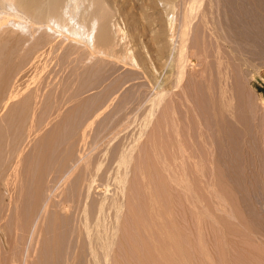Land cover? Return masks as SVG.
Returning <instances> with one entry per match:
<instances>
[{
  "label": "bare ground",
  "instance_id": "bare-ground-1",
  "mask_svg": "<svg viewBox=\"0 0 264 264\" xmlns=\"http://www.w3.org/2000/svg\"><path fill=\"white\" fill-rule=\"evenodd\" d=\"M202 1L203 0H0V264H38V263H40L43 260V258L40 257L42 255L39 254V256H36V255H38L39 251L42 250V249H40L41 245L39 244L40 239L48 240V238L49 239L51 238V237H49L50 235L54 236L53 241H50V242L52 243V245H55V247H53V248H57V251H58L59 247L61 248V246L63 245L62 243H64L65 241H67L68 243L71 242L72 239L75 237L71 236L70 240L69 239L66 240L65 235H63L64 238H62V239H65V241H64V240H60V238H61L60 235H62V234H60V235H58V237H59L58 239L62 245L56 247V243L58 242V240H57V236H55V231L57 232V228H59L57 226H59L61 223V222H59L61 220L60 218L62 216L64 217V216H68V215L73 216V218L75 219V220H73V223L76 222V225H74V227L70 226L74 229L68 228L69 234L71 235V233L73 232L72 231L70 233V230H76V234H77V236H76V234H74L76 236V239H73V240H76L77 243H75V241L72 242V243H74L73 245L76 244V246L73 247V245L70 243L71 244L70 247L74 248V251L72 253L73 249L71 248V252L68 253L69 254V259L67 258L68 264L78 263V261H76L78 259H79V262H81V263L84 262V260H85L86 261L85 264H100V263H102V261L103 262L108 261V257H109L108 254H110L109 252H111L109 247H111V245H113L114 239H117V242L119 241L118 242L119 244L123 243L126 245L125 242H128L126 247L129 245L131 247L133 245L135 248L137 246L135 249H136V251H138V250H140V247H138V245L140 246L139 242L144 244L143 243L144 241H140V238H142V237L144 238V240H146L148 238L147 241L149 243L148 246H144V245L141 246L144 249H146L151 244H153V246L151 245L152 247H150V250L153 248L152 249L153 251L152 250L150 251L149 248H147L146 251H148L149 253L146 251L143 252L144 253L143 256L145 259L142 262H145V260H146L147 263H149V261H151V262L154 261V262L159 263V264L160 263L161 264H176V262H177L176 260H179V258L181 257L180 254L183 253L181 251L182 248H179V247H181L183 242H186L185 243L186 247L187 246L190 247L194 244V242H196L197 240L199 241V239L201 237L202 238L200 239V241L204 239L203 238L204 235H202V234L206 231H205V229H202L203 225H200V224L197 225L195 221L197 220L198 223L200 222L202 224L201 221L205 220V215L209 216L210 218L213 217L212 219H214L215 215L214 216L212 215V217L210 216L212 214V212H211L212 210L213 211L215 210V212L218 211L214 214H216L217 217L219 216V218H221L219 220V218L215 217V218H217V220H219V222L221 220H222V222L224 220L228 221V219H229V221H232L233 218H235L237 220L236 221L234 219L233 222L236 221L235 223H233V222L231 223L229 221L228 222L224 221V223H226V222L228 223V224L226 223V226L228 225V227L230 226V228L227 227L228 229L227 228L226 229L228 231H229V229H231L229 233L231 236H234V238H235V239H231V241L233 240L231 243V246L233 245L232 246L233 248L230 247V249L232 248V250L234 251V256L232 254H230L233 257V259H231V260H234V258L238 260V258H240V257H237L239 250L241 248L247 246V244L251 241V239H248L250 241L246 242L244 239V236L246 235V233H248V232H246V230L249 231V229L247 227L248 226L250 227V225L253 222L252 223L248 222V224L250 223L249 225L247 224V222L246 223L244 222L245 224L242 223V220L239 217V215L242 217L246 212L245 213L243 212L244 214L241 213V214H243V215H241L239 212L240 211L239 208H237L238 205L236 206V203H234V202H237V204H238L239 201H236V200L240 199V197L237 199L235 198V201L231 198L232 201L230 200V202H227V201H229L230 196H232V195L229 194L230 196L227 197V201H226L224 196H227V195L220 193L221 192V191H219V190H221L220 188L218 190V187H221V186H218L220 184V182L218 184V182L216 180H218L219 178L215 180L214 177L216 178V176L218 175V176H221L223 179V177L226 176L225 174H221V172L224 173L225 169L229 168L228 165H231V164H228V162H227L230 160V158H231L230 163H232V164H233L232 161L236 160L235 159L236 157L234 158V160L232 158H233L235 150L238 151L236 149V146H237L238 140H240L239 143L242 146V148H240V150L242 149V151L244 150L245 154L250 155V156L246 155L247 159L249 157L251 158V156L253 158V159L251 158L253 160V164H252L253 167H252V165L249 166V164H251V162L250 163L246 162V161L245 162L249 163L248 164V166L250 167L249 169H251V171H252V173H251L250 170H247V172H250V175L251 174L253 175V176H251V179H252V177L253 178L255 177L253 180L249 179V182L254 186V188H252V190L255 189L254 191L257 192V195L255 194V198H253L254 196H252L250 194L251 192L249 193V195L253 199H256L257 203L261 204V201L264 199V197H263L264 195L261 196L263 194L262 192L264 191L261 189V186L264 185V183H263L264 182V180H263V177H264V117L262 119V116H264V115H262V113L264 114V97L260 99L259 104H256L257 106L259 105L258 108L256 109L257 112H254L253 109L252 110L249 109V108H252V105L255 104V102H253L252 105L249 106V101H248L249 99L248 98H251V97H249L248 95H247L248 98L245 100V102L248 101L246 103L248 105L246 107L244 106L245 103L243 105H240L244 101V100L242 101V96H241L242 93H239V92H242V89L240 86V85H242V83H240V81H242V79L245 78L244 77L245 75L243 73H241L242 76L240 74V78H239V77H237V75L239 76V74L237 72L240 73L241 72V68H240L241 65L246 64V63L241 62L242 64L241 63L239 64L240 67L237 65L238 69L235 67L236 64H238V63L234 64V62L236 61L235 59H237V56L235 58V53H236L235 51L238 49L239 43L241 41L244 42V40L239 39L240 42L237 41L238 43H235V41L239 38V35H238V38L235 40L234 37H237V36L234 34V32H237L238 29L239 30L242 29L241 25H240L241 28L238 26L239 24H242V23H239L238 25L235 24L238 26V29H237V31H234V29H236L237 26H236V28L229 27V28L225 29V27H223L225 20H223L221 22L223 25L222 29H225L226 31L223 30L225 33H223L221 30L219 31L218 30V28L220 27L219 21H217L219 18L217 19L216 16L222 14L223 10H226V7H225V9L223 8V10L221 9V11H222V13H221V11L219 10L220 8L217 9V8H215L216 6L213 7V0H207L203 9L200 10L201 5H202ZM254 1L255 0H253V3H254ZM260 2H261V0H260ZM251 3H252V1H251ZM255 3H258V1H255ZM255 3H254V5H255ZM233 5L236 6V4H233ZM233 5H231L232 7H229V9H227V11H228L227 16H229V20H231V22H233L235 20L234 19L235 12L237 11L236 13H239V11L237 10L238 5L236 7L237 9H235ZM258 6H260V5H257V8L259 9L258 10L259 14H261V12L264 9L262 6H260V8ZM220 7H222V6H220ZM214 8L216 9V11L217 10L220 11L219 12L220 14L216 13V14H218V15H215L216 18L212 17V14H215V13H213L215 11ZM260 9L262 10L261 12H260ZM199 10H200V14H199L200 19L198 21V25L196 26L195 31L192 34V36H190V33L192 31V23L196 19ZM255 10H254L253 14L257 15V13H255ZM246 11H244V12H246ZM225 14H226V12H225ZM225 14H222L223 16L221 15L222 19L225 18L224 17ZM248 14H247V16H248ZM253 14H249L248 20H250L251 15L254 16ZM261 15H259V16L257 15V16L260 17ZM237 16L239 17V15H237ZM238 17H237V19H238ZM245 17H246V15H245ZM221 18H220V21H221ZM213 19L216 22H214ZM215 19H217V20H215ZM240 19H242V18H240ZM240 19H238V20H240ZM246 19H247V17H246ZM254 19H252V21ZM256 19H257V17H256ZM242 20L244 21V18ZM226 21H227V19H226ZM256 21H258V19ZM217 22H218V24L216 25ZM244 22H243V24L246 25V22L245 23ZM253 22H255V21H253ZM236 23H238V22L236 21ZM255 23H257L256 25H259L258 22H255ZM254 24H252V25H254ZM247 25H248V21H247ZM256 25H254V26L256 27ZM217 26H219V27H217ZM244 26H243V29H245ZM249 26L251 28L254 27L251 25H249ZM261 26H262V24L260 25V28H261ZM251 28L249 31H253V32L256 31V29H254L255 30L254 31L253 28H252V30H251ZM261 29H262L261 31L263 32V30H264L263 26ZM198 30H200L202 33H204L202 40L198 39L199 38L198 37L199 36ZM242 30H240V31H242ZM257 31L259 32V36L261 35V37H263L262 34L260 33L261 31H259V30H257ZM242 32H240V33H242ZM258 32H256V33H258ZM263 34H264V32H263ZM242 36H240V37H242ZM254 36H256V35H254ZM245 38H247V37H245ZM248 38H250V36H248ZM247 40H249V39H247ZM210 41L215 42V43L214 42L213 43L216 44V46H215L216 49L214 48V45H213V47H211L212 44H210L207 47H206V45H204V42L209 43ZM201 43H202V45H201ZM235 44L236 45L238 44V46L235 47L234 46ZM234 47L237 49L235 50ZM239 47H241V46H239ZM208 48H210V49H208ZM211 48H214L215 50L214 49L212 50ZM237 51H240V50H237ZM244 52H245V50H244ZM240 53L241 52H239V55H240ZM241 54H242V56H244L243 54H245V53L242 52ZM236 55H238V54H236ZM240 58H241V56H240ZM256 58H258V57H256ZM212 59H214V60H212ZM238 59H239V57H238ZM244 59H245V56H244ZM240 60H238V62H240ZM246 60H248V59H246ZM211 61H214L215 66L212 64ZM249 61H246L248 63V64H246V66L250 65ZM251 64L254 65L253 62ZM106 65H107V67L110 66V67H108V69L109 68L110 69L105 73L103 72V74H102L103 77L101 75L100 76L98 75L99 76L98 78H101V81L97 84L92 83L91 80L97 74V72H98L97 69L102 66L101 68L103 69V71H105ZM103 66H104V68H103ZM243 66H242V68H243ZM250 66H252V65H250ZM119 68L129 69L130 70L129 73L130 74L133 73L132 77L130 74H128V75H130L129 79L131 78L130 80H133L132 83L141 82V84L140 83L139 84L141 86L146 87V89L142 88V90L145 89L147 91V89H148L149 93H151L150 95L153 94V96H151L153 98V100H151L152 99L151 97H150L151 99L147 100V102H149V100H151V103L149 102V106H148L147 111H146V107H145L144 110L146 112L144 113V115H143V113L142 114L140 113L142 115L143 119L142 118L140 119V121H142V122H138L141 125V127H138V128H140L139 132H138V130H137L138 128L136 126L137 129L134 128V130H136V131H134L132 129V131H134L133 132L134 136H133L132 131L130 129H128V128H130L131 124L130 125H129V123L126 124L130 118L132 119V117L135 118L132 122L136 121V115L138 114V111L133 112V113L130 112V113L126 114V116H124L123 121H121V125H120V123H119V125H117L118 122H120V121L116 120L117 118L115 119V117L117 114L120 115V113H116L117 110L114 111V114L116 113L115 115L112 113L114 110V109H112L113 106L115 107L117 105L115 104V101H114V105H113L112 101L114 99L108 100L106 103H104L102 106H100L98 109H96L93 113H91L88 116V119H89L88 120L89 121L88 126L85 130L80 132L79 139L75 142L76 145H74L76 148H74L73 145L71 146V148L73 147L74 149H76V151L74 149H71V150H74L73 152H75V154L73 152H71L70 150L67 151V152L73 153L74 155H76V152H77L78 157L74 156L72 154L74 157H77V158H75L76 160L74 159V157L72 158L73 160L68 159L67 164L65 163V165H64L62 163L63 166L60 165L62 167H60V166H58L56 168L53 167L54 170L52 168H49L50 170L49 169H43L41 171L39 170L40 174H38V175H40L39 176L40 179H43V176H45L44 174H47V175H46V177H44L45 178L44 180H39V178H38L39 183H38V180L34 179L38 183V185L36 182H35L36 184L32 185L33 180L31 181V179H30V178H32V177H30L31 176L30 173L33 172V171H31L32 168L29 166V164H28V166L30 168H27V167H25V169L23 168V165H26L23 163H24V161L26 162V160H24V159H25V154H27V151H29V149L31 150V152H32V149L35 151V150H37L36 147L41 146L42 142L45 139L44 134L47 132L46 130H48V127L52 128L53 131L56 132L55 129L57 131L59 130L60 126L58 127V124H60V122L70 120V119H72V116H76L77 114H75V113H77V112L75 110H78V106H79V108L83 107V106H81L83 103H84V105L86 104L85 100L87 101V99L89 98L88 95H90V97H91L93 95L92 93H94V92L95 93L96 92L100 93V91H102L103 93H104V91L106 92V90L109 89L108 87H107L108 89L105 88L107 86L106 85L107 80L110 77H113V75H114L113 78H115L116 77L115 72H116V70H119ZM239 68H240V71H239ZM102 69L99 71V74L102 73ZM122 70L120 69L119 71L121 72ZM234 70H235V72L236 71L237 72L235 73ZM245 70H247V69H245ZM119 71H118V73H119ZM125 71H127V70H125ZM248 72H249V70H248ZM122 73L123 72H121L120 75ZM116 74H117V72H116ZM235 74H237L236 75L237 79H241V80H239L238 82L232 83L231 81L232 80L235 81V79H236V77L233 79V76H235ZM248 74L251 75L250 73H248ZM118 76H119V74L117 75V77ZM248 80H250V79H248ZM110 81H112V80L110 79ZM113 81H114V79H113ZM237 83L240 84V85H238L240 88H237L238 91H237V89H234V88L238 87V86H236ZM246 83H248L247 80H246L245 84ZM78 84H82L81 89L77 90L78 93L76 95L70 97L69 94L67 93V91L76 87ZM233 85H234V87H233ZM109 86H111V83L109 84ZM134 86L138 87L137 90H139V86H137L136 84H134ZM141 86H140V90H141ZM235 90L238 93H236ZM148 91L146 93H148ZM246 92H248V90ZM236 94H238V95L240 94L241 98H238V99H240L242 102H240L238 99H236L238 101H236V103H235L234 98H235ZM154 95H156V96H154ZM238 95H236V96H238ZM240 96H238V97H240ZM243 99H245V98H243ZM237 102H240V103L238 104ZM111 103L113 105L112 107L110 106ZM235 104H238L241 107H245V109L249 106L247 110H249V111L251 110L250 112L248 111L250 113V115H251L252 111L255 113L254 116L253 115H251V116L254 119H256L257 122H254V125L252 123H250L253 121V119H251L252 121L247 122L248 120H250L248 118H252V117H249V114H248V118L245 117L247 115V113H246V115L244 116L245 110H243V115H242V111L239 110V108H238L239 106L237 107V109H235L236 108ZM250 104H251V101H250ZM133 106L136 107V105H134V104H133ZM108 107H110L112 109V112L110 110V112L112 114H109L110 112L107 113ZM123 107L126 108V105H124ZM130 108H132V107H130ZM253 108H254V106H253ZM255 108H254V110H255ZM106 110H107V112H106ZM134 110H135V108H134ZM237 110H239V112L240 111L241 112L239 113ZM158 111L161 112V116L159 115L160 117L158 116V114H160V113H158ZM105 112H106V114H109V116L111 115L110 116L112 118L111 120L115 119V122L117 121L115 126H117L118 128L115 129V127L113 126L114 128L111 127V130H110V126H109V130H110L109 131V130H106V128H108V126H106V128L103 129L105 127L104 126L101 130L109 131L106 134L107 137L104 134L105 132L103 133L105 135L104 137H106V138L111 137V140H112L113 139L112 134L114 132L116 133V131L120 128L121 129L118 130V132L116 134L114 133L115 134L114 138L117 137V135H120L121 132H122L121 133L122 135H124L123 133H125V135H126L128 133L126 129L131 131V135H132V136L130 135L131 137L136 138L139 136L140 138L138 137V140L139 139L141 140V137H146V136L149 137V138L148 137L143 138V140L144 139L147 140V138H148V142H149V143L145 142V144H149V145L145 146V144H144L143 145L144 147L142 146V149L144 148V151L142 150L143 153L145 152L146 147H147V149H149V152H147L148 150L146 149L147 154L145 155V157H143V155L146 152L143 154L142 151L139 153L136 150L138 148V145H139V144H137V142H136V144H134L135 143L134 140H136V139L133 138V144L131 143L132 142V141H130L131 137L128 136L130 134V132L127 135V137H129L128 138L129 140L128 139L126 140V138H125L126 136L121 137V138H125L124 140L129 142V145L131 143V145L129 147H125L126 145L128 146V143L126 142V143H124L125 144L124 145L122 143L124 140L121 142L124 145V147L122 146V144H119V146L121 145L120 149L123 147L122 150L124 153H122V155L120 156L121 151H120V149L117 150V151H120V152H118V153H120L118 155V156H120L119 157L120 162L118 161L119 163L117 164L118 166L116 165L117 167H115V166H114L115 168L112 167V168H114V171L113 170H110L111 172L108 171L109 177L110 178L112 177V180H115L113 183H115L117 181L119 184H125V185L127 184L126 185V187H127L129 184V180L132 177V176L130 177L129 174L132 173L131 175H134V176L137 174L134 172V170L136 168H134L133 172L130 170V167L132 168V165H134L133 167L137 166V169L139 168L138 172H140L139 173L140 177L137 174L138 175L137 179L138 178H140L142 180L143 179H147V180L149 179L151 181L152 180L151 176L153 175V172L157 173L159 176H160V174H162V176L164 175L166 178L165 180H168V182L164 181V182H167L166 184L165 183H163V184L159 183L160 186L163 185L162 186L163 190L161 191L160 190L161 188L159 190L162 193V192H164V188H166L164 186L165 185L168 186V189L166 188L167 191L165 189V191H166V192H164L165 194L162 193L169 198V199L166 198V200L168 202V206H166L167 203L165 202L166 200L163 197L165 200L164 202L166 203L165 206L168 207V209L165 208V210H164V207H165L164 204H162L163 205V207H162L160 201H158V199L163 200L161 198L162 195L160 196L158 194V191H159L158 188L160 186L158 187V185H154V183H155L154 180H152L154 187L149 186V185H152L151 182H150V184H149V182L148 183L144 182L147 180L142 181V180L138 179L139 182L136 180L138 183H136V184L134 182H132V183L135 185L141 183V181H142V183L143 182L146 183V185H147L146 189L144 188L146 186L144 183L143 184L145 186L143 184H140V186H144L143 188L146 191H144L143 188L139 187V189H141L143 191V194H145L142 197H144L146 195L148 196L149 193L152 191V189H155L156 187H158L157 188L158 191L156 193H153V191H152V193L155 196L152 193H150V195L148 196L149 202H147V200H146L147 197H145L146 199L143 198L146 200L148 205H146L147 203H144L145 205L143 204V202H145V200L142 199L143 200L142 201L141 198H139V197L138 198L142 201V207H141L142 210H144V211L146 210L149 214L148 215L146 212V215L148 216L149 219L147 217L145 219L150 220V218H151V220H152L154 218L155 220L158 219V221L161 222L164 218H166L167 220L170 218L168 220L169 222L166 221L168 224L165 222L166 219L163 220V222H161L162 224L164 223L163 225L159 222L156 223L154 221V219H153V222H155L156 224L153 223L152 225H150V223H152V222L147 221L150 226L147 224H142V222L140 223V221H142L144 218L141 220V218L143 216L141 213L142 210L139 211L140 208L136 206L139 204V202L137 201L138 198H136L138 195L136 191H138V193H139V190H137L138 188L135 189L136 190L135 192L132 191L130 194L129 189H126V187H125V189L128 190L127 192H129L130 195L126 194L127 193L126 191H123L120 194H117L116 197H107V196L101 195V194L99 197L95 196L96 198H94V196H92L94 194H91V193L94 192V190L96 189L95 185L98 182V181L96 182V180H97L96 178L98 177L97 175H99V173H102L104 168H106V167L100 163L99 164L96 163V165H94V166L92 165L93 167L90 166V164H93V163L89 162V160H90L91 156L93 155L95 149L97 148V145L98 144L100 145V142H99V140L95 141V139H92V137H91V139L94 140V142L92 143V141H90L91 139L88 140V138H90V136H92V135H90V131L93 130L92 127L94 126L95 122H97L99 117H100V119L103 118L104 116L103 117H101V116L103 114H105ZM119 112H120V109H119ZM127 112H128V110H127ZM142 112H144V111H142ZM236 112H238L239 114H236ZM125 113H126V111H125ZM257 113H258V116H259V113L261 114L262 121H260L261 119H258L260 116L258 117ZM119 115H117V116H119ZM237 115H240V117L244 116L245 117V118L243 117L244 120L248 119L247 121H245V122H247L246 125H248V123H250V125H248V126H253V131L249 132L252 127L249 130L246 127V125H244L245 123L243 125H242V123H239L240 120L236 123V121L238 120V119L236 120ZM120 116H122V115H120ZM106 117H108V115H106ZM139 118H137V119H139ZM211 118L214 119L215 122L214 121L211 122V120H210ZM131 119L129 122H131ZM208 119H209V122H208ZM94 120H95V122H94ZM93 122H94V124H93ZM111 122H113V121H111ZM241 122H244V121L241 120ZM210 123H213V125H211ZM238 124L239 125L241 124L240 126L242 128L246 127L245 128L246 130L244 131V133H242L243 131L241 132V130H240V132H239V130H238V132H237V130H235V127ZM112 128L115 130H112ZM52 129H51V131H52ZM237 129H239V128H237ZM124 130H126V131L124 132ZM162 130L163 131L165 130V132H163ZM53 131L52 132L49 131L50 135L52 133L54 134ZM160 131H162V134ZM235 131L237 133H241V135L243 134V136H240L241 139L238 136L239 134H237V133H236L237 135L235 134ZM102 132L103 131H101V133ZM157 132H159L160 135H163V133H166V135L164 134L163 138H162V136L157 134ZM134 133L136 134V136ZM53 134L51 136H53ZM103 134H101V135H103ZM137 134H139V135L137 136ZM99 135L100 134H98V136ZM144 135H146V136H144ZM46 136L49 137L48 133ZM98 136H96V139L98 138ZM164 136H165V138H164ZM236 136L238 137V139H236ZM102 137L100 138V141L104 138V137L103 138ZM118 137H120V136H118ZM213 137H215V138H213ZM41 138H43L42 141H39L38 139H41ZM114 140H112V141H114ZM36 141H39L38 144L40 142L41 143L39 145H37ZM45 141H47V140H45ZM90 142H91V144H90ZM103 142L105 143V141H103ZM103 142H102V144H103ZM43 143L45 145V142H43ZM94 143H95V145H94ZM141 143H142V140H141L140 144ZM110 144H111V142H109V144H107V145H110ZM108 148H110V147L108 146ZM238 148H239V146H238ZM106 150H107V148H106ZM135 150H136V152H135ZM138 150L139 151L141 150L140 147ZM150 150H152V151H150ZM39 151H41V149H39ZM96 151H97V149H96ZM101 151H102V148H101ZM242 151L241 152L238 151V154L240 153V155H241V153H243ZM134 152L136 155H139V156L142 153L141 158L138 156L135 157V159L140 158L139 161H136V162L132 161L134 159V156H133ZM150 152H152V153L149 154ZM29 153L27 156L30 157V155L32 153L30 155H29ZM36 154H39V152ZM236 154H237V152H236ZM245 154L243 153V156L241 155L242 160H243V157ZM33 155L35 156V153L32 154L31 156H33ZM72 155H70V157ZM39 157H41V159L43 158L42 156H39ZM35 158L37 159V157H35ZM31 159H33V157H31ZM65 159H67V158H64V160ZM237 159H240V160H237V162L242 161L241 157H238ZM249 159H248V161H249ZM251 159H250V161H251ZM28 161H30V160H28ZM63 162H65V161H63ZM66 162H67V160H66ZM131 163H135V164H131ZM207 163H209L211 167H208L209 165L206 166ZM39 164H41V163H39ZM225 164L228 167H223V166H225ZM102 165H103V168H102ZM234 165L236 166V164H234ZM237 165L238 166H236V167L243 168V166L239 165V163ZM245 166H247V165L245 164ZM39 167H40V165H39ZM206 167H208L207 171H206V169H207ZM236 167H235V169H236ZM59 168H61V169H59ZM222 168L224 169V171H222L223 170ZM51 169H52V171H51ZM137 169H136V171H137ZM152 169H154L156 172L153 171ZM209 169H211L213 174H211L212 172ZM57 170L58 171L60 170V171L58 172ZM107 170H109V169H107ZM240 170H242L240 173V175H241L244 172H243V169H240ZM99 171H101V172H99ZM205 171L207 174L206 176H208V178L210 175H211L210 178L212 176H214L213 179L215 180V184H214V182H210V181H209V183H207L208 181L204 180L205 178H207L205 176ZM76 173H78V174H76ZM150 173H152V175L150 176L151 179L148 178ZM214 173L216 176L214 175ZM31 174L33 175V173H31ZM105 174L107 175V171ZM157 174H154V176L155 175L157 176ZM76 175H78L79 178L82 177V184L79 185L78 190L81 187H83V189L84 188L85 189H84L83 194H81L83 191V189L81 188L80 189L81 193H79V191H78V194H75L74 196H69L67 194L66 187L69 184V182H71V179ZM222 175H224V176H222ZM159 176L156 177L157 179L155 178L156 182H157V180L160 179ZM162 176H161V182H163L162 180L164 179L163 178L164 176L163 177ZM34 177H36V176H34ZM99 177H100V175H99ZM109 177H107V178H109ZM128 177H130V178L127 180ZM134 178L132 179L133 181L135 180ZM242 179H243V176H242ZM26 180H28V181H26ZM29 180L31 181V186H33V188H34V186L37 185L34 188L36 190V192L34 190H32L36 194L35 193L33 194V192L31 191L32 194L34 195V197L37 195L35 197L36 201H35V204L33 207L28 206L30 204V203L29 204L27 203L29 201L28 199H27L28 201L24 200L26 198L25 196L27 193H25V195L23 196L25 189L26 190L28 189V187L24 188V186L27 185L28 183L30 184ZM209 180H211V179H209ZM224 180L227 181V179L224 178L222 180V182ZM23 181H26L27 184H24ZM204 181H205V183H204ZM243 182H244V180H243ZM109 183L111 184V182H109ZM210 183H213L214 186L217 184L216 185L217 188L212 185V191L208 190L209 187L207 185ZM79 184H80V182H79ZM247 184H248V182H247ZM227 185H225V186H227ZM253 186H250V187H253ZM94 187H95V189H94ZM103 187H105V188L102 191H106V190H108V188L110 186H108V184H104ZM136 187H138V185ZM204 187L206 189H204ZM213 187L216 189L214 190ZM223 187L224 186H222L221 188H223ZM248 187H246V188H248ZM128 188H130V187H128ZM229 188H231V186H229ZM229 188L226 187L227 190ZM92 189H93V191H92ZM29 190H30V188L28 189V191ZM148 190H151V191H149V193H148L147 192ZM207 190L209 192L215 191L214 192L215 194L213 193L215 196L220 194L217 197H223V198L222 199L218 198L219 203L217 204V202H216L217 198L215 200L214 199L215 197L213 196L214 198L213 197L212 198L214 199V201L216 203L211 204L212 202H214L213 199L210 198V200H212V202H211V201L207 200L208 198L207 199L205 198L209 195V192ZM216 190L219 191V192L217 191L218 194H216ZM232 190H233L232 193H234L235 189H232ZM252 190H250V191H252ZM142 191L139 193V195L142 194ZM254 191H253V194H254ZM96 192H95V194H96ZM145 192H147V193H145ZM167 192H169V194H167ZM206 192H208V194H206ZM224 192H225V189H224ZM228 192H227V194H228ZM237 192L240 194V191H237ZM132 193H134V194L136 193L137 194L136 197ZM241 193L243 194V192H241ZM156 194H158L160 197H158ZM204 194H205V196H204ZM28 195H29V197H32L31 193L30 194L28 193L27 197H28ZM131 195H132V197H131ZM233 195L235 196V193ZM91 196H92V200H89ZM128 196H130L131 198L135 197V199L134 198L133 199L136 200L137 202L132 201L133 203L132 202L129 203V197ZM250 196H249V198H251ZM23 197H25V198H23ZM155 197L156 198L158 197V199H156ZM209 197H211V196H209ZM235 197H237V196H235ZM244 197L243 198L241 197L242 201H243V199H245ZM124 198L127 202L124 201ZM131 198H130V200H132ZM249 198H247V199L250 202V204H251V201L254 202L251 199H250L251 200L250 201ZM22 199L26 202L23 203L24 201L22 202ZM35 199L33 198V200L32 199H30V200L34 201ZM88 200L93 201V205H92L93 208L91 205H89ZM220 201H221V203H220ZM242 201H241V204H243ZM124 202H126V203H124ZM164 202L162 201V203H164ZM208 202H211V203H208ZM224 202H227L226 204L231 203V204H229L232 206V207H229V209H231V210L228 209L227 205ZM21 203H23V205H22L23 207L20 209ZM90 203H92V202H90ZM134 203L135 204L137 203L136 205H134L135 207L133 206L135 210L137 207L138 210H136V211L133 209V207L130 209V205L134 204ZM223 203L226 205L225 209H224ZM187 204H188V206L189 205L190 206L188 207ZM207 204L209 206L211 205V207H208ZM214 204L215 205L217 204L216 208L213 207ZM247 204H245V205H247ZM24 205H25V207L27 205L28 207H31L33 209V210H31L28 208L32 212L31 213L29 212L28 214H26V215L31 216V217L27 216L30 218V220L26 218L27 219V220H25V221H27V222H25V224L27 223L26 226L24 225V220L22 218L26 216L23 213H26L29 210L26 208L27 211L25 212V210H23L25 208ZM31 205H32V203H31ZM253 205L251 204L248 206H250V207L252 206L254 208L255 205L254 206ZM90 206L92 209H90ZM143 206H146L147 208L143 207ZM233 206H234V208H233ZM261 206L259 208H261ZM124 207H125V209H124ZM190 207H191V210H192V208L194 209L192 211V218L196 216V220L194 222H195L197 228L195 225H194V227H192V226L190 227V225L188 224L189 225V226L187 225L188 228H186V226H185V228H186L185 229L183 227V225L187 224L186 222L188 221V218H189L188 208H190ZM212 207L214 209L211 210ZM241 207H244V206L241 205L240 208ZM256 207H257V205H256ZM143 208H146V209H143ZM226 208L229 210V212ZM259 208L257 207V209H259ZM241 209H244V208H241ZM22 210H23V213L22 212L21 213L23 215L20 214V216L22 217L21 218V217H19V212ZM124 210H125V212H126V210L129 211V213H128L129 217L131 215L130 223L133 221L134 222L138 221L139 216H137V215L138 214L141 215L139 222H137V223H140L142 226H140L138 224V226L135 227V224L134 225L131 224V226H132L131 229L135 228L136 232L139 230V232L137 233V236L139 235L138 238L140 236L141 237L139 239H137V236H135L136 232H134L135 229H132V232L135 233L134 236L137 239V244L139 243L138 245L137 244L134 245L135 244L134 242L136 240H135L131 230H129V228H130V224L128 223L129 221L123 220L125 216H122V212ZM133 211H135V212L138 211L137 212L138 214L135 215L134 214L135 212H133ZM208 211L211 214L207 213ZM245 211H246V209H245ZM163 212H164L165 216L168 215L169 218H167V216H166L162 219L161 217H162V215H164ZM221 212H223V213H221ZM225 212L227 213V215L225 214ZM248 212L246 214H248ZM258 212H259V210H258ZM126 213L125 214L123 213V215H127ZM217 213H219V214H217ZM252 213H253V211H252ZM252 213L248 216L251 217V215H253ZM222 214H223V217H225L224 220L221 217ZM259 214H261V213H259ZM175 215H177V217H179L180 215L181 216H180V218H174L175 220L171 221L173 216H175ZM51 216H52V218H51ZM171 216H172V218H171ZM182 216H184V217L187 216V217L182 218ZM202 216H204V217L202 218ZM263 216L261 215V217H263ZM109 217L110 218L112 217V219H110V224H107V222L109 221V220L107 221V219H109ZM127 217H125V219H127ZM227 217L232 218V220L230 218L226 219ZM69 218H71V217H69ZM181 218L184 221H182ZM208 218L206 217V220ZM210 218L208 219L209 222L207 220L205 223H203L204 226L207 222L210 223V225L212 224V226L215 224L218 226L217 227L218 229H216V231L221 229L222 226H225V224L222 226L219 225V222L216 219L211 221ZM48 219L49 220L52 219L51 222H53V223H51L52 225L50 224L51 227L57 225L56 229H55V227L54 228L52 227V229H55L54 235L51 234L53 232V230L51 228H49L50 225L48 227V225L46 224L48 227L47 230L50 231V229H51V231L48 233V234H50L49 236L46 234L48 231L46 232V231H44L45 229H43V226L45 225V223L50 222ZM159 219H162V220H159ZM179 219L184 223V224H180V225H182V227L184 228L185 231L188 230L189 227H190V229L191 228L197 229L196 230L197 232H195L194 229L191 230V231L195 232V233L193 232L192 235H189L191 231L190 232L188 231L189 234L187 233L188 235H185V233H184L185 231L181 230L184 233V234L182 233L184 236H186V237L188 236L187 238H189V239L194 234L197 235L196 233H198L197 237L199 235L201 236L199 239H196V237L193 236L195 238H193L192 240L190 239V242L192 241V243H193L192 245H190L188 243V240L186 239V237H184V239H183V236H181V239L183 240V242L180 241L179 235L181 233L179 234V232H181V231L178 232L177 230L182 229V227L177 229L178 226H180L179 223L177 224V222H180V221H178ZM193 219H195V218H193ZM247 219H248V217H247ZM11 220L12 221L14 220L13 225H11L12 223L9 224V222H12ZM122 220H123V222H122ZM144 220H143V223L146 221V220L145 221ZM249 220H252V219L250 218ZM126 221H128V222H126ZM189 221L192 222L191 219ZM214 221H217L218 224ZM147 222H145V223H147ZM126 223H128L129 226L125 225ZM165 223L168 226L170 225L169 229ZM230 223L233 226L229 225ZM160 224H161L162 228H164L163 231H165L166 234L163 231H161L160 233L161 234L163 233L164 235H161L159 233L160 236L157 235L156 237H158V238L153 239L155 237L154 235L158 234V231L162 229ZM246 224H247V227H246V229H244L245 231H243L242 228H243V226H246ZM8 225H11V227H13V232H12L13 234L11 233L10 234L11 236H9L8 233L10 231H12V229L11 230L8 229L9 228ZM61 225H63V227L66 226L64 224H61ZM107 225L108 226L110 225V226L108 227ZM146 225H147V227H146ZM164 225H165V227H167L168 230L167 229L165 230V227H163ZM215 225L213 226L214 228H216ZM122 226H124V227H122ZM198 226H199V230L201 228L203 231H201V230L198 231ZM63 227H61V228H63ZM119 227H121V228H119ZM143 227H145V229L146 230L148 229V230L144 231ZM213 227H211V228H213ZM137 228H139V229L137 230ZM158 228H159V230H158ZM214 228H213V230H215ZM59 229H58V231H59ZM66 229H67V227H66ZM118 229H120V230L123 229L124 230L123 232H126V235H125V233H123L121 231V233H122L121 237H123V239L119 236L121 233H120V230L118 232ZM140 229H142L143 231H141ZM149 229L152 231H153V229L154 230L156 229L157 231L156 232L153 231V234H154L153 237L150 236V234H152V233H150V232H149L150 234L146 233L148 235L146 238V234L144 232H148ZM222 229H225V228H222ZM251 229L253 232L255 231V230H253L252 226H251L250 230ZM7 230H10V231L7 232ZM18 230H19V232H21V231L23 232L22 235H20V237L17 236V235H19V234H17ZM222 231H224V230H222ZM242 231L246 232L245 235H242ZM61 232L62 231H59V233H61ZM140 232H142V235L143 234H145V235L142 236ZM199 232L200 233L203 232V233L200 234ZM227 232L224 234L225 235L228 234ZM43 233L46 236H48V238L45 235H43ZM118 233H119V235L117 236ZM130 233H132V234H130ZM257 233L254 232L252 234V232H251V238L254 234L256 235ZM7 234H8V236H7ZM63 234H64V232H63ZM65 234H67V233H65ZM219 234H222V232H220V230H219ZM219 234L216 233V236L218 235V237H219ZM224 234H222L223 237L221 236V238H223L221 241L219 239L220 237L219 238L217 237L218 238L217 241L220 242V243L218 242L219 244L224 243L223 241H225V239L228 241L227 237L228 238L231 237V236L226 235L227 237L225 236L226 237L225 238ZM249 234H250V231H249ZM116 236L122 240H124V238L126 236V238L124 240L125 242L124 241L120 242L122 240L118 239ZM127 236L129 238L128 240L129 241L131 240L130 244H129V241H126ZM129 236H131V237L133 236L132 237L133 239ZM177 236H178V238H177ZM159 237H160L159 242L154 241V240H158ZM163 237H164V239L167 237L168 240L165 239V241H163L164 240V239H162ZM246 237H247V235H246ZM143 238H142V240H143ZM256 238H257V235H256ZM194 239H196V240L194 241ZM214 239H216V238H214ZM258 240H260V237ZM177 241L180 243H178ZM231 241H229V242H231ZM255 241H257V240H255ZM50 242H48V243H50ZM165 242H167V243H165ZM204 242L207 243V241H204ZM244 242H245V244L246 243L247 244L245 245ZM60 243L57 245H60ZM68 243H66V245ZM131 243H133V244L131 245ZM187 243L189 245H187ZM198 243L194 244V245H196V246H194V247H196L195 249H193V246H192L191 252H193L194 250L196 251V249H197L196 252H198V254H200V251L203 248L200 246H202L203 243L201 241L200 242L201 245H199L197 247ZM206 243H204V246ZM215 243H216V240H215ZM225 243H226V241H225ZM225 243H224V246H223V244L219 245V246L220 247L223 246V248H224V247H226V244H227V243L226 244ZM258 243H259V241L256 242V244H258ZM260 243L263 244L264 241L263 242L260 241ZM119 244L118 245L116 244V247L118 246V248H119V249L118 248H116V249H118V251L120 250V252H121V250L123 251L126 247L123 249V247H122L123 244L122 245L120 244L121 246H119ZM254 244L255 243H252V244L249 243L248 245H250V246L253 245L251 247V248H253ZM256 244H255L256 247H254L253 249H255V248L260 249L261 245H260V247H257ZM19 245L21 246L20 247L21 249L18 247ZM38 245H39V251H37L38 252L37 253L36 248H38L37 247ZM52 245H51V248H52ZM215 245H217V244H215ZM42 246H44V245H42ZM45 246H47V245L45 244ZM68 246H69V244H68ZM184 246L185 245L183 243V247ZM250 246H247L249 250H250V248H249ZM17 247L19 248L20 252L16 251L17 254H19V255L14 257L13 255H11V252L15 251ZM120 247H122V248H120ZM130 247H129V249H130ZM186 247H184V249H183L184 251H185ZM220 247L217 246V248H220ZM43 248H46V247H43ZM48 248H49V250H48L49 252L47 251L46 253L47 254L49 253V254L46 256H49L51 254L50 246ZM48 248H46V249H48ZM53 248H52V250H54ZM60 248H59V250H60ZM65 248H66V246H65ZM137 248H138V250H137ZM228 248H229L228 245L226 248H224V250L226 249L225 251L227 252V254L230 250ZM67 249H68V247H67ZM178 249H179V252H178ZM221 249H222V247H221ZM205 250H206V247L203 248V251L206 253L211 252V251L207 252ZM218 250H220V249H218ZM224 250L222 249V250H220V252L221 251L223 252ZM251 250L249 251V253H247L246 251L245 252L242 251V252L247 253L245 255H248V254L252 253ZM3 251H4V253H3ZM57 251L55 250L54 252H57ZM67 251L65 254H67ZM69 251H70V249H69ZM79 251L81 252L82 256H84L83 258H85V259L80 258V256H79L80 252ZM118 251L116 252L117 255L120 257L122 256L125 259V257H126L125 255H127L126 254L127 251L124 250L122 252L125 257L123 255H121L120 252H119L120 253V255H119ZM131 251L133 252L135 250H131ZM189 251H190V249H189ZM257 251L258 250L254 251V252L257 254L260 251L259 252L260 254L258 253V255H261L264 252V251L261 252V250H259L258 252ZM1 252L3 254H8V255L10 253L11 256L2 257L4 255H2ZM41 252H43V251H41ZM242 252H239V254L240 253L242 254ZM141 253H140V255L142 256ZM145 253H146V255L148 254V258H150L149 260L146 259L147 256L145 255ZM171 253H173V254H171ZM187 253H188V258H192L194 256L192 254H195V252L191 253V254H190V252H187ZM206 253H203V255H204V257H207V259H209V257L205 255ZM225 253L224 252L221 253L222 254L221 260H227V256L229 254L227 256H225ZM135 254L136 253H134L132 255H134L135 258H137V259H141V258H138L137 254L136 255ZM164 254H165V256H164ZM256 254H255V257H258V256H256ZM129 255H127V257ZM179 255H180V257H179ZM190 255H191V257H190ZM195 255H197V254H195ZM216 255H218V254L216 253ZM250 255H248L249 258L251 256H253V254L251 256ZM35 256H36V258L40 257L42 260L39 258V260L37 262H36V260L34 261L33 259ZM46 256L44 257V260H45ZM50 256H54V255L51 254ZM143 256H142V258H143ZM186 256H187V254H186ZM200 256H201V258H199L198 255H197V257L195 256L196 258H198V259H196L197 264H199L198 260L199 261H200V259L203 260L202 254ZM224 256L226 259H222ZM241 256H242L241 259L245 260V259H243V254ZM112 257H114V259L112 260V263L111 262L110 263L113 264L114 260H116L118 263L116 254H115V256L113 255ZM112 257H111V259H112ZM195 257H193L192 259H194ZM210 257H213V256H210ZM219 257H220V254L218 255V259L216 257H214V259H212L215 263L213 261H211V258L209 259V261L212 262V264H216V263L219 264L218 261H221ZM232 257H228V258H232ZM255 257H254L253 261H255V263H257V262L259 263L260 258L258 257L259 259L256 258V260H255ZM263 257H261V258H263ZM123 258H122V261H123ZM215 258L218 260V261L216 260L217 262L215 261ZM80 259H81V261H80ZM119 259L121 260V258H119ZM128 259H130V257H128ZM133 259H134V257H133ZM186 259H187V257L184 258L182 261H184V260L187 261L188 259L187 260ZM207 259H205L204 264H206V262H208ZM251 259H253V258L251 257ZM257 259H258V261H257ZM125 260L121 263H124ZM231 260H229V262L224 261V263L225 262L226 263L228 262L229 264L231 262H232L231 264L235 263ZM237 260H234V261H237ZM263 260H264V258H263ZM126 261H128V260H126ZM137 261H136V263H137ZM162 261H163V263H162ZM182 261L180 263H182ZM189 261H192V260L189 259ZM189 261L186 262V264L187 263L190 264ZM240 261L241 260L239 259V261L237 263H240ZM248 261H250V259L249 260L247 259L246 264H250V263L252 264L251 261L250 262H248ZM43 262L44 261H42L41 263H43ZM193 262L196 263L195 261H193ZM121 263L119 261L118 264H121ZM126 263H128V262H126ZM224 263H222V264H224ZM242 263L244 264V261ZM114 264H116V262ZM140 264H143V263H140ZM150 264H152V263H150ZM208 264H211V263H208ZM253 264H254V262H253Z\"/></svg>",
  "mask_w": 264,
  "mask_h": 264
},
{
  "label": "rangeland",
  "instance_id": "rangeland-1",
  "mask_svg": "<svg viewBox=\"0 0 264 264\" xmlns=\"http://www.w3.org/2000/svg\"><path fill=\"white\" fill-rule=\"evenodd\" d=\"M206 1H207V0H203V1H202V5H201L200 10L203 9L204 5L206 4ZM251 1H252V3H251ZM251 1H250V0H213V7L216 6L215 8H217V9L220 8V9H219L220 11H221V9L223 10V8L225 9V7H226V10H223V13H222V11H221L222 14H225V12H226V14H225L226 16H227V14H228L227 9H229V7H232L231 5L236 4V6L233 5L235 9H237L236 7H237V5H238V9H237V10L239 11V13H236V12H237V11H236L235 14H234V19H235L238 23H236L235 20H234L235 22H234V21L231 22V20H229V16L226 17V16L224 15L225 18L223 17L224 19H222L221 17H222L223 15L219 13V12H220L219 10L216 11L215 8H214L215 11L213 10V11H214L213 13H215V14H212V17H213V18H216V17H217V19L219 18L218 20H217V19H215V20L219 21V26H220V27H219V26H217V27H219L218 30H219V31L221 30L223 33H225L224 31H226V30H225L226 28H229V27H234V28H236V26H237L239 23H242V24H239L238 26L240 27V25H241V27H242V29H243V26L245 25V24H243V22L245 21V22H246V25H247V21H248V25H247V26H246V25L244 26L245 29H243V30L240 29V30H242L243 32L240 31V30L238 29V26H237L236 29H234V31H237V29H238V31H239V32L237 31L238 33H237V32H234V34L237 36V37H234L235 40L238 38V35H239V38L235 41V43L240 42L241 39L244 40V42H245V43H244L243 41H241V42L239 43V46H241V47H239L238 44H237V45H236V44L234 45L235 47L238 46V49L234 47L235 50H236V49H237V50H240V51H237V50L235 51V52H236V53H235V58H236V56H237V59H235L236 61L234 62V64H236V63H238V64H236V66H235V65H234V66H235L236 68H237V65L240 67L239 64H240L241 62H244V63L248 64L246 61H249V60H250V61H249V62H250L249 64L252 65V66H250V65H249V66H246V64H243L244 66L241 65V67H240V68H241V72L239 73V72L236 71V72L239 74V76H238L237 74H235V76H233V79H234V78L236 77V75H237V77L240 78V74H241V73H243V74L245 75V76L243 75L245 78L242 77L243 79H242V81H240V83H242V85H240L239 83L236 84V86H238V85L241 86L242 92H239V93H242V95H241V96H242V101H243V100H244V101L242 102L240 99H238V98H241L240 94H239V95L236 94V95H238V96H240V97H238V96L235 95V98H234V99H235V103H236V101H238V100H239L240 102H242L240 105H243V104L245 103V105H244L245 107L248 105V104H246L248 101H249V106L252 105L253 102H255V104L252 105V108H249V109H251V110L253 109L254 112H257L256 109L258 108L259 105L257 106L256 104H259L260 99L264 97V66H263V65H264V34H263L264 30H263V32L261 31V30H262V29H261L262 26H263V29H264V24H263V23H264V22H263V21H264V16H263V15H264V14H263V13H264V10L262 11V10L260 9V12L262 11V12H261L262 15L259 14V11H258L259 9L257 8V5L262 6L263 9H264V6H263V5H264V0H261V2H260V0H255V1H258V3H259V4H258V3H255V1H254V3H255L256 6L254 5L253 0H251ZM261 3H262V4H261ZM218 6H219V7H218ZM220 6H222V7H220ZM260 6H258V7L260 8ZM227 7H228V8H227ZM255 7H256V8H255ZM255 9H256L257 11H256ZM200 10L198 11V15H197L196 19H195V20L193 21V23H192V31H191V33H190V36H192V34H193L194 31H195L196 26L198 25V21H199V19H200V15H199V14H200ZM240 10H241V11H240ZM243 10H244V11L247 10V11L244 12ZM254 10H255V13H257L258 16L261 15V16H260L261 18L258 17L256 14H253ZM224 11H225V12H224ZM240 12H241L243 15H242ZM243 12H244V13H243ZM247 12H248L249 14H253L255 17L251 15L250 20H248V18H249V17H248L249 14H248ZM216 13H218V14H220V15H218V14H216ZM246 13L248 14V16H247ZM236 14L239 15V17H238ZM244 14L246 15L247 19H246V17H245ZM213 15H214V16H213ZM215 15H218V16L215 17ZM221 15H222V16H221ZM235 15H236V16H235ZM241 16H242V17H241ZM237 17H238V19H240V18L243 19V18H244V21H243L242 19L238 20ZM256 17H257L258 21H256V20H257ZM262 17H263V18H262ZM220 18H221V21H220ZM254 18H255V19H254ZM226 19H227V21H226ZM245 19H246V20H245ZM252 19H254L253 21L258 22L259 25H256L257 23L253 22ZM259 19H260L261 21H260ZM223 20H225V21H224V24H223L224 26H223L222 23H221ZM241 20H242V21H241ZM213 21H214V19H213ZM240 21H241V22H240ZM214 22H216V21H214ZM245 22H244V23H245ZM262 22H263V23H262ZM249 23H250V24H249ZM251 23H252V24L255 23L254 25H256V27H257V26H258V27L256 28V27H255L254 25H252ZM260 23L262 24L261 28H260V25H261ZM217 24H218V22L216 23V25H217ZM225 24H226V25H225ZM235 24H237V25H235ZM249 25L254 26V27H252V28H253V30L256 29V31H255V30H254L255 32H253V31H249L250 28H251ZM222 26L225 27V29H222V28H223ZM241 27H240V28H241ZM249 27H250V28H249ZM220 28H221V29H220ZM252 28H251V30H252ZM259 28H260V29H259ZM223 30H224V31H223ZM257 30L261 31L260 33L262 34L263 37H261V35L259 36V32H258ZM199 32H200V33H199ZM240 32H242L243 34L240 33ZM251 32H252V33H251ZM256 32H258V33H256ZM236 33H237V34H236ZM247 33H248V34H247ZM198 35H199V36H198V37H199L198 39H199V40H202L204 33H202L200 30H198ZM235 35H234V36H235ZM242 35H243V36H242ZM254 35H256V36H254ZM257 35H258V36H257ZM240 36H242V37H240ZM248 36H250V38H248ZM253 36H254L255 38H254ZM245 37H247V38H245ZM251 37H252V38H251ZM239 39H240V40H239ZM247 39H249V40H247ZM253 39H254V40H253ZM258 39H259V40H258ZM250 40H251L252 42H251ZM237 41H238V42H237ZM254 41H255V42H254ZM201 42H202V41H201ZM213 42H214V41H210L209 43H208V42H204V45H206V47H207V46H209L210 44H212L211 47H213V45H214V48H215L216 44H214L215 42H214V43H213ZM249 42H250V43H249ZM259 42H260V43H259ZM241 43H242V44H241ZM247 43H248V44H247ZM253 43H254V44H253ZM240 44H241V45H240ZM201 45H202V43H201ZM243 45H244V46H243ZM247 45H248V46H247ZM242 46H243V47H242ZM250 46H251V47H250ZM262 46H263V47H262ZM244 47H245V48H244ZM252 47H253V48H252ZM261 47H262V48H261ZM214 48H211V49L213 50ZM240 48H241V49H240ZM247 48H248V49H247ZM208 49H210V48H208ZM215 49H216V48H215ZM215 49H214V50H215ZM249 49H250V50H249ZM244 50H245V52H244ZM247 50H248V51H247ZM251 50H252V51H251ZM239 52H241V53H242V52L245 53V54H243V55L245 56V59H244V56H242L241 53H240V55H239ZM236 54H238V55H236ZM254 54H255V55H254ZM240 56H241V58L243 57V58H242L243 60L240 58ZM246 56H247V57H246ZM238 57H239V59H238ZM256 57H258V58H256ZM240 59H241L242 61H241ZM246 59H248V60H246ZM252 59H253V60H252ZM262 59H263V60H262ZM212 60H214V59H212ZM238 60H240V62H238ZM245 60H246V61H245ZM254 60H255V61H254ZM251 61L254 63V65L251 64V63H252ZM211 62H212V64L214 65V61H211ZM241 64H242V63H241ZM104 66H105V65H104ZM104 66H103V68H104ZM214 66H215V65H214ZM242 66H243V68H242ZM245 66H246V67H245ZM253 66H254V67H253ZM101 67H102V66H101ZM101 67H99L100 69L98 68L99 70L97 69L98 72H97V74L94 76V78H92V80H91L92 83H96V84L99 83V82L101 81V78H98V77H99L100 75L103 77V75H102L103 72L105 73V72H107V71L110 69V68L108 69V67H110V66L107 67V65H106V67H105V71H103V69H102ZM212 67H213V66H212ZM213 68H214V67H213ZM213 68H212V69H213ZM240 68H239V71H240ZM249 68H250V69H249ZM251 68H252V69H251ZM101 69H102V73L99 74V71H100ZM106 69H107V70H106ZM120 69H121V70L123 69V70L121 71V72H123L121 75H120L121 72L119 71ZM237 69H238V68H237ZM245 69H247V70H245ZM119 70H116L117 74H116V72H115V76H116L115 78H113V77H114V75H113V77H110V78L107 80V84H106L107 86L105 85V86H106V87H105L106 89L109 88L108 90L105 89L106 92L108 91L107 93H106L105 91H104V93H103L102 91H100V93H98V92H96V93H95V92L92 93L93 95L91 94V95H92L91 97H90V95H88L89 98L87 99V101L85 100V103H86V104L84 105V103H83V104L81 105V106H83V107H80V108H79V106H78V110H75V111L77 112V113H75V114H77L76 116H72V119L67 120V121L60 122V124H58V127L60 126L58 131L55 129L56 132H54L52 128L48 127V130H46L47 132L44 134V138H45V139H44L43 142H45V145H44V143L42 142V144H41L42 147H41V146H39L40 148H39V147H36V149H37V150H35L36 152H35L32 148H31V149H32V152L34 151L33 153L31 152L30 149H29V151H27V154H25V159H24V160H26V162L24 161V163H23V164H26V165H23V168H24V169H25V167H27V168H30V167H31V168H32L31 171H33V172H31V173H33V175L36 176V177H34L31 173H30L31 176H30V175H29V176L32 177V178H30V177L28 176V177L31 179V181L33 180V181H32V183H33L32 185H34V184L37 183L35 180H38V178H39V176H40V175H38V174H40L39 172H40L41 170H43V169H49V168H52V169H53V167L56 168V167H58V166H60V165L63 166V164L65 165V163H66V164L68 163V159H72L74 156H77V152H76V155H74L75 152H73L74 150L76 151V149H74V148H76L74 145H76L75 142L79 139L80 132H82L83 130H85V129L87 128V126H88V122H89V121H88V120H89V119H88V116H89L91 113H93L96 109H98L100 106H102L104 103H106L108 100L114 99V100L112 101V102H113V105H114V101H115V104H116L119 108H118L117 106L114 107V106L112 105V103H111L110 106H111V107L113 106V108H112V109H114L113 112H112V109H111L110 107H108L109 109L107 108L108 112H107V110H106V112L109 113L110 110H111V112L114 114V111L117 110L116 113H120V115L123 116V117H122V116H120L119 114H117V115H119V116L116 115L115 119L117 118L116 120L120 121V122H118L117 125H119V123H120V125H121V121H123L124 116H126V114H128V113H130V112L133 113V112L138 111V114H137V115H138L139 117H140V116H141V117L139 118V117L136 115V121L132 122V121L135 119L134 117H132V119L130 118V119H131V122H129V121H130V119H129V121H127L126 124H128V123H129V125L131 124V125H130V128H128V129H130L131 131H132V129L134 130V128L137 129L138 127H141L140 123H138V122H142V121H140L141 118L143 119V117H142L141 114L143 113V115H144V113L147 111L148 106H149V102L151 103V100H153V98L151 97V96H153V94L150 95L151 93H149L148 89H147L148 93H146V92H147V91L145 90L146 87L141 86V85H140L141 82H137V81H136L137 83H132L133 80H130L131 78L129 79V76L131 75V77H132L133 73L130 74V73H129V72H130L129 69L119 68ZM125 70H127V71H125ZM128 70H129V71H128ZM235 70H236V69H235ZM235 70H234V72H235ZM248 70H249V72H248ZM118 71H119V73H118ZM244 71H245V72H244ZM126 72H127V73H126ZM131 72H132V71H131ZM236 72H235V73H236ZM247 72L250 73L251 75H249ZM245 73H246V74H245ZM118 74H119V76L117 77ZM128 74H130V75H128ZM98 75H99V76H98ZM233 75H234V74H233ZM246 75H247V76H246ZM241 76H242V74H241ZM237 77H236L235 81L232 80L231 82H232V83H235V82H238L239 80H241V79H237ZM112 78L114 79V81H113ZM110 79H111L112 81H110ZM128 79H129V80H128ZM248 79H250V80H248ZM236 80H237V81H236ZM246 80L248 81V83L245 84ZM109 81H110V82H109ZM233 81H234V82H233ZM112 82H113V83H112ZM110 83H111V86H109ZM139 83H140V84H139ZM132 84H133V85H132ZM134 84H136L137 86H139V90H137L138 87L134 86ZM131 85H132V86H131ZM234 85H235V84H234ZM234 85H233V87H234ZM81 86H82V84H78L76 87H74V88H72V89L70 88L71 90L67 91V93L69 94L70 97H72V96H74V95H76V94L78 93L77 90H78V89L80 90V89H81ZM133 86H134V87H133ZM140 86H141V90H140ZM246 86H247V87H246ZM107 87H108V88H107ZM142 88H145V89L142 90ZM237 88H240V87L238 86V87H236V88H234V89H237ZM247 88H248V89H247ZM239 90H240V89H239ZM243 90H244V91H243ZM247 90H248V92H246ZM253 90H254V91H253ZM138 91H139V92H138ZM140 91H141V92H140ZM235 91H236V90H235ZM237 91H238V89H237ZM237 91H236V93H238ZM101 92H102V93H101ZM254 92H255V93H254ZM244 93H245V94H244ZM250 93H251V94H250ZM247 95H248L249 97H251V98H248ZM88 96H87V97H88ZM154 96H156V95H154ZM243 96H244V97H243ZM245 96H246V97H245ZM148 97H149V98H148ZM150 97H151L152 99H151ZM243 98H245V99H243ZM247 98H248L249 100L245 102V100H246ZM148 99H151V100H149V102H147ZM236 99H238V100H236ZM250 101H251V104H250ZM257 101H258V102H257ZM136 102H137V103H136ZM240 102H237V103L239 104ZM126 103H127V104H126ZM140 103H141V104H140ZM133 104L136 105V107L133 106ZM238 104H235V107H236L235 109H237V107L239 106L238 108H239V110L242 111V115H243V110H245L246 112L244 111V116H245L246 113H247V115H246L245 117L248 118V114H249V117H252L251 115H253V116L255 115V113H254L253 111H252L253 113L251 112V115H250L249 112H250L251 110H250V111L247 110L249 106L245 109V107H241V106L238 105ZM124 105H126V108L123 107ZM128 105H129V106H128ZM131 105H132V106H131ZM146 105H147V106H146ZM236 105H237V106H236ZM137 106H138V107H137ZM253 106H254V108L256 107L255 110H254ZM121 107H122L123 109H122ZM130 107H132V108H130ZM133 107L135 108V110H134ZM141 107H142V108H141ZM145 107H146V111L144 110ZM240 107H241V108H240ZM117 108H118V109H117ZM136 108H137V109H136ZM119 109H120V112H119ZM139 109H140V110H139ZM127 110H128V112H127ZM239 110H237V111L239 112ZM125 111H126V113H125ZM142 111H144V112H142ZM241 111H240V112H241ZM248 111H249V112H248ZM106 112H105V114H103V115L101 116V117L104 116L103 118H101V119H100V117L98 118V120L100 119L99 121L96 119L97 122H95V120H94L95 124H94V122H93V124H94V126L92 127L93 130L90 131V135H92V136L89 135L90 138H88V140H90L91 137H92V139H95V141L99 140V142H100V145H99V144L97 145V148H96L97 151H96V149H95L93 155L91 156V158H90V160H89V162L93 163V164H90V166L93 167L94 165H96V163H97V164L100 163V164H103V165L106 167V168H104V170H103V172H104V171H105V172H104V173L102 172L103 174H102V173H99L100 177H99V175H97L98 177L96 178V179H97L96 182H97V181H98V182H97L96 185H95L96 189H95V187H94V189H95L94 192H92L93 189H92V191H91V192H92L91 194H94V195H92V196H94V198H96V197H99L100 194H101V195H105V196H107V197H116L117 194H120V193L123 192V191H126V192H127L128 190H126V189H129L130 194H131L132 191H133V192L136 191V190H135L136 188H138L137 190H139V193H140L142 190L139 189V187L143 188V187L146 185V183H144V182H147V183L149 182V184H150V182H151L152 185H149L150 187H152V186L154 187V185H158V187H159V186H160L159 183H162V184L165 183V184H166V183L168 182V180H165L166 178H165L164 175H163L164 177L162 176V174H160V176H159L157 173H154V172H153V175H152V173H150V175L148 176V178H150V176L152 175V176H151V177H152V180H154L156 184L154 183V185H153L152 180H151V181H150L149 179H148V180H147V179H143V180H142V179L138 178V179H140V180H142V181H144V180H147V181H144V182H143L145 185H144V184L142 183V181H141V183L137 184L138 187H136L137 185H135V184L139 182V180L137 179V177H138V175H139L140 172H138V171H139V168L137 169V166L133 167L134 165H132V168L130 167V170L133 172L134 168H136L137 171H136V169H135L134 172L137 173L138 175L136 174V175L134 176V175H131L132 173L129 174L130 177H131V176H132L133 178L135 177V178H134V179H135L134 181L132 180V179H133L132 177H131V178L128 177L127 180H128L129 178H130V180H129V184H128L127 187H126L127 184H126V185H125V184H119L117 181H116L115 183H113L115 180H112V177H111V178L109 177V175H108V171H109V172H111L110 170H113V171H114V168L118 166L117 164L120 162V161H119V157L122 155V153H124L123 150H122V148H123L124 145H125L124 143L127 142V141H125L124 139L126 138V140H127L129 137H131V136L133 135V132L136 131V130L132 131V135H131V131L128 130V129H126L127 132H128V133L126 132V133H127L126 135H125V133H123L124 135H122V134H121L122 132H121L120 135H117V137L114 138V135L118 132V130L121 129V128H120V129H118V130L116 131V133L114 132L115 134H114V133L112 134V135H113V136H112V138H113L112 140L115 139L114 141L111 140V137H110V138H106V137H107L106 134H107V132H109V131L111 130V127L114 126L115 129L118 128L117 126H115L117 121L115 122V119H114V118H113L114 120H111V119H112V118L110 117L111 115L109 116V114H112V113L110 112L109 114H106ZM123 112H124V113H123ZM238 112H236V114H239V113H240V112H239V113H238ZM116 113H115V114H116ZM122 113H123V114H122ZM140 113H141V114H140ZM158 113H160V114H158V116H159V115L161 116V112L158 111ZM260 113H261V112H260ZM260 113H259V116H260V117L258 116V113H257V116L259 117L258 119H261V114H260ZM75 114H74V115H75ZM115 114H114V115H115ZM106 115H108V117H106ZM114 115H113V116H114ZM242 115H241V116H242ZM262 115H264V114L262 113ZM130 116H131V115H130ZM160 116H159V117H160ZM244 116H243V117H244ZM118 117H119V118H118ZM237 117H238V118H237ZM237 117H236V120H237V119H238V120L236 121V123L240 120L239 123H242V125H243L244 123H245L244 125H246L247 122L252 121L251 119H253V121L250 122V123H252L253 125H254V122H257L256 119H254L253 117H252V118H248V119H250V120L247 119L248 121H247L246 119L244 120L243 117H240V115H237ZM245 117H244V118H245ZM263 117H264V116H262V119H263ZM109 118H110V119H109ZM137 118H139V119H137ZM240 118H241V119H240ZM161 119H162V118H161ZM262 119H261L260 121H262ZM137 120H138V121H137ZM155 120H156V119H155ZM210 120H211V122L214 121V119H212V118H211ZM241 120L244 121V122H241ZM111 121H113V122H111ZM245 121H247V122H245ZM110 122H111V123H110ZM155 122H156V121H155ZM208 122H209V119H208ZM214 122H215V121H214ZM114 123H115V124H114ZM250 123H248V125H250ZM93 124H92V125H93ZM210 124L213 125V123H210ZM138 125H139V126H138ZM240 125H241V124H240ZM240 125H239V124L236 125V127L239 128V129H237V128L235 127V130H237V132H238V130H239V132H240V130H241V132L243 131L242 133H244V131L246 130V129H245L246 127H247L249 130H250V128L252 127L251 130H250L249 132L253 131V126H248V125H246L245 128H244V127L242 128ZM104 126H105V127H104ZM106 126H108V128H106ZM109 126H110V130H109ZM136 126H137V128H136ZM58 127H57V128H58ZM103 127H104V128H103ZM114 127H113V128H114ZM240 127H241V128H240ZM49 128H50V129H49ZM60 128H61V129H60ZM102 128H103V129L106 128V130H109V131L101 130ZM113 128H112V130H115V129H113ZM51 129H52V131L54 132V134L52 133L53 136H51L52 134L50 135V132H52ZM126 130H124V132H125ZM137 130H138V132H139L140 128H138ZM49 131H50V132H49ZM101 131H103V132L101 133ZM162 131H163V130H162ZM162 131H160L161 134H162ZM104 132H105V133H104ZM129 132H130V134H129ZM138 132H137V133H138ZM163 132H165V130H164ZM237 132L235 131V134H236ZM47 133H48L49 137L46 136ZM103 133L106 135V137H104L105 135H104ZM135 133H136V132H135ZM135 133H134V134H135ZM98 134H100V135L98 136ZM101 134H103V135H101ZM128 134H129V135H128ZM157 134L160 135L159 132H157ZM164 134L166 135V133H163V135H164ZM237 134H239V135H238L239 138H240V136H243V134L241 135V133H237ZM237 134H236V135H237ZM127 135H128L129 137H127ZM130 135H131V136H130ZM138 135H139V134H137V136H138ZM163 135H160V136H162V138H163ZM50 136H51V137H50ZM96 136H98L99 139H98V138L96 139ZM102 136H103L104 138H103ZM118 136H120V137H118ZM124 136H126V137H125V138H121V137H124ZM133 136H134V135H133ZM135 136H136V134H135ZM144 136H146V135H144ZM94 137H95V138H94ZM101 137H102L103 139L100 141V138H101ZM138 137H139V136H138ZM138 137H136V138L131 137L132 140L130 139V141H132L131 143L133 144V138L137 140V141L134 140V141H135L134 144H136V142H137V144H139V145H138V148L136 147V148H137L136 150L140 153L142 150L144 151V148L142 149V146L145 144V142H148V138H149V137L146 136V137H148L147 140H146V139L143 140V138H146V137H141V140H142V143H141V144H140L141 140L139 139V140H140V141H139V140H138ZM139 138H140V137H139ZM164 138H165V136H164ZM213 138H215V137H213ZM42 139H43V138L38 139V140H39V141H42ZM92 139H91L90 141H92V143H93L94 140H92ZM106 139H107V140H106ZM118 139H119V140H118ZM121 139H122V140H121ZM236 139H238L237 136H236ZM240 139H241V138H240ZM45 140H47V141H45ZM109 140H110V141H109ZM123 140H124V141H123ZM128 140H129V139H128ZM39 141H36L37 145H39V144L41 143V142H40V143L38 144ZM103 141H105V143H104ZM122 141H123V142H122ZM138 141H139V142H138ZM239 141H240V140H238V142H237L236 149H237L238 151L241 152L242 149L240 150V148H242V146L240 145ZM102 142H103V144H102ZM109 142H111V144H110V145H107V144H109ZM121 142H122L124 145H123ZM143 142H144V143H143ZM115 143H116V144H115ZM127 143H128V146L126 145L125 147H129V146L131 145V143H130V145H129V142H127ZM148 143H149V142H148ZM90 144H91V142H90ZM119 144H122V146H123L121 149H120L121 145L119 146ZM37 145H36V146H37ZM72 145H73L74 148H73V147L71 148ZM94 145H95V143H94ZM102 145H103V146H102ZM140 145H141V146H140ZM147 145H149V144H145V146H147ZM98 146H99V147H98ZM108 146H109L110 148H108ZM238 146H239V148H238ZM103 147H104V148H103ZM139 147H140V149H141L140 151L138 150ZM143 147H144V146H143ZM149 147H150V146H149ZM149 147H148V148H149ZM101 148H102V151H101ZM106 148H107V150H106ZM150 148H151V147H150ZM39 149H41V151H39ZM71 149H74V150H71ZM103 149H104V150H103ZM118 149H120L121 154L118 153V152H120V151H117ZM146 149H147V147H146ZM146 149H145V152H146ZM69 150H70L71 152H73L74 154L71 153V152H67V151H69ZM98 150H99V151H98ZM136 150H135V152H136ZM147 150H148L147 152H149V149H147ZM37 151L39 152L40 155H39V154H36V153H38ZM143 151H142V153H143ZM150 151H152V150H150ZM238 151L235 150V152H234V155H233V158H232V159L234 160V158L236 157V158H235L236 160L232 161L233 164L230 163V162H231V161H230L231 158H230V160L227 161V162H228V164H231V165H228V164L226 163V164L229 166V168L225 169V171H224V169L222 168V169H223L222 171H224V173L221 172V174H225V175H226V176H224V175H222V176H224L223 179L226 178L227 181L224 180V181L222 182V180H223L222 177H221V176H218V175L216 176L215 173H214V175L216 176V178H215L214 176H212V177L210 178L211 175H210L209 178H208V176H206V175H207V174H206V171L208 170V167H211L209 163H207V165H206V166H208V165H209V166L206 167L207 169H206V171H205V176H206L207 178H205L204 180H205V181H208L207 183H209V181H210V182H214V184H215V180L219 178V179H218L219 181H218V180H216V181L218 182V184H219V182H220L221 185L219 184L218 186H221V187L224 186L225 188H224V187H223V188L218 187V190H219V188H220V189H221V190H219V191H221L220 193H222V194H224V195H227V196H224V195H223L224 198L226 199V201H227V197L230 196L229 194H231L232 196H230V199L228 198L229 201H227V202H230V200L232 201V199L235 201V198L237 199V198L240 197V199L236 200V201H239L238 204H237V202H234V203H236V206L238 205L237 208H239V210H240V211H239V210H238V211L240 212V214L243 213V212H244V213H245V212L247 213V212L249 211L248 214H246V213L244 214V213H243L244 215L241 214V215H243V216L241 217V216L239 215V217L241 218L242 223H244V222L246 223V222H247V224H248V222H251V223L253 222L252 224L254 225V226H253V225L251 224L250 227H249V226L247 227V224H246V226H243V228H242L243 231H245L244 229H246V227H247V228L249 229V231H250V234H249V231H248V230H246V232H248V233L242 231V235H245V233H246V235H247V237H246V235L244 236L245 241H246V242H247V241L249 242L250 240H248V239H251V241L249 242L250 244H252V243H255V244H256V242L259 241V243L256 244V245H257V247H260V245H261L260 249H257V248L253 249L254 247H256L255 244H254V247L251 248L253 245L250 246V245H248L249 243H248V244L246 243L247 246H250V247H249L250 250L252 249V250H251L252 253H250V254H251V255L253 254V256H251L250 254H248V255H250L253 259H251V257L249 258L248 255H245V254L249 253V251H250V250L248 249V247L245 246V247L241 248L242 250H241V249L239 250V252H242V251H244V252L246 251V252H247V253L242 252V254H243V259H245V260H242V259H241V257H242L241 255H242V254H241V253L239 254V252H238L239 255L237 254V257H240V258H238V260L234 258V260H237V261L231 260V259H233V257H232L230 254H232V255L234 256V251L232 250V248H233L232 246H233V245L231 246V243H232L233 240L231 241V239H235V238H234V236H231L230 233H229L231 229H229V231L227 230L228 228H230V226H229V227H228V225L226 226V223L229 221L228 218H230V217H227V218H226V219H228V221H227V220H224L225 217H223V214H222V215H221L222 219H223L224 221H227V222L224 223V221L222 222V220L219 222V220H220L221 218H219V216L217 217V215L214 214V213H216V212H218V211L215 212V210H214V211L212 210V209H214V208L217 207L216 205L219 203L218 198H220V199L223 198V197H217V196H219L220 194L217 195V196H215V195H214V194H215V193H214L215 191L211 192V191H212V185H213V183H210V184H208V185L206 184V185L209 187L208 190H211V191L209 192V191L207 190V191L209 192V195H208L207 197H205V198H206V199L208 198L207 200H209V201L212 202V200H210V198H212V197L214 196L215 198H214V197H213V198H214L215 200H216V198H217V200H216L217 204H216V205L214 204V206H213L214 208H213V207L211 208V210H212V211H211L212 214L209 212L210 210H209L207 213H210V214H211V215H210L211 217H212V215H213V216L215 215V216H214V219H216V220H217V218H219V220H217V221L219 222V225L222 226V225L225 224L226 227H225V226H222L221 229H219L220 232H222V234H224V233H226V232L228 231V232H227L228 234H226V235L231 236V237L228 238V237L224 234V237L226 236L227 239H228V241L225 239V241H226L227 244L225 243V241H223V242L226 244V247H227V245L229 246L228 249H230V247H232V248L229 250L230 253L228 252L229 255H228L227 252L225 251L226 249L224 250V248H226V247L223 248L224 243L221 242V243L223 244V246H221L222 249L224 250L223 252H224V253L226 252V253H225V256L228 255V256H227V260H221V255H222L221 253H223V252H222V251L220 252V250H222V249H221V247H220L219 245H222V244H219L220 242L217 241L219 237H220L219 239H220V241H221V240L223 239V238H221V236L223 237V235H222V234H219V230L216 231V229H218V228H217V227H218L217 225L214 224V225L216 226V228H214V227H213L214 225L212 226V224L210 225V223H208V222H209L208 219L210 218L209 216H206V215H205V220L201 221L202 224H201L200 222L198 223L197 220H196V216L193 217V218H195V219L192 218V211H193L194 209L192 208V210H191V207H190V208H188V212H189V218H188V221L191 219V221H192L193 223L190 222V221H189V222L187 221V222H186L187 224L183 225L184 228H185V226H186V228H188V227H187L188 224L190 225V227H191V226L194 227V225L196 226V224H197V225H198V224L203 225V226H202V229H205L206 232H204V233L202 232L203 234L199 232L200 234H202V235L205 236V237L203 236L204 239L201 240L202 243H203V245L200 246V247H203V248L206 247V250H205V251H207V252H208V251H211V252L206 253V252L203 251V248H202V250H201L200 248H199V249H200L203 253H206L205 255L208 256L209 259L211 258V261H213L212 259H214V257H216V258L218 259V255L220 254V257H219V258H220L221 261H218V260L215 258V261L217 260V261L219 262V264H220L221 262L224 263V261H228V262H229V260L235 262L236 264H243L242 262L244 261V264H246L247 259H248V260L250 259V261L252 262V264H253V262H254V264H257L258 262L255 263V261H253V260H254V257H255V254H256L254 251H256V250H258V251L261 250V252L264 251V247H263V246H264V243H263V244L260 243V241H261V242L264 241V239H263V238H264V216H263V215H264V205H263V204H264V199L261 201V204L257 203V202H256V199H253V198H255V194L257 195V192L254 191L255 189L252 190V188H254V186L249 182V179H250V180H253L255 177H254V178L252 177V179H251V176H253V175H252V174L250 175V172H247V170H250V171H251V169H249V168H250L249 166L253 164V160H252L253 158H252V156H251L252 159L249 157V158L251 159V161H250L249 158H248V159H249V161H248V159H247V157H246L247 154H245V152H244V150H243L242 152H243L245 155H244L243 160H242L243 153H241V155H242V156H241L240 153L238 154ZM29 152H30V153H29ZM41 152H42V153H41ZM135 152H134V154H133L134 159L132 160V161H134V162L139 161V159L142 157V155H141L142 153H141L140 156H139V155H136ZM145 152H144V153H145ZM147 152H146L145 154L143 153V154H144L143 157H145V155L147 154ZM236 152H237V154H236ZM28 153H29V155H30L31 153H32V154L35 153V156H34V155L31 156V155H32V154H31L30 157H29V156H27ZM69 153H70V154H69ZM139 153H138V154H139ZM151 153H152V152H150L149 154H151ZM68 154H69V155H68ZM72 154H73L74 156H73ZM119 154H120V156H118ZM70 155H72V156L70 157ZM135 155H136V156H135ZM238 155H239V156H238ZM39 156H42L43 158L41 159V157H39ZM68 156H69V157H68ZM137 156L140 157V158H136V159H137V160H136L135 157H137ZM247 156H250V155H247ZM31 157H33V159H31ZM35 157H37L38 160H37ZM77 157H78V156H77ZM77 157H74V159L77 158ZM117 157H118V158H117ZM238 157H241V160H242L241 162H242V163L244 162L243 164H242L241 162H239V161L237 162V160H240V159H237ZM64 158H67V159L64 160ZM34 159H35V160H34ZM117 159H118V160H117ZM28 160H30L31 162L28 161ZM66 160H67V162H66ZM72 160H73V159H72ZM75 160H76V159H75ZM27 161H28L29 163H28ZM40 161H41V162H40ZM63 161H65V162H63ZM118 161H119V162H118ZM132 161H131V162H132ZM245 161H246V162H249V163L251 162V164L246 163ZM33 162H34V163H33ZM36 162H37V163H36ZM38 162L41 163V164H39ZM62 163H63V164H62ZM115 163H116V164H115ZM137 163H138V162H137ZM238 163H239V165H242L243 168L236 167V166H238V165H237ZM28 164H29L30 167L28 166ZM131 164H135V163H131ZM226 164H225V166H223V167H228V166H226ZM234 164H236V166H235ZM245 164H246L247 166H245ZM248 164H249V166H248ZM39 165H40V167H39ZM56 165H57V166H56ZM92 165H93V166H92ZM103 165H102V168H103ZM116 165H117V166H116ZM137 165H138V164H137ZM32 166H33V167H32ZM34 166H35V167H34ZM62 166H60V167H62ZM114 166H115V167H114ZM130 166H131V165H130ZM112 167H114V168H112ZM235 167H236V169H235ZM247 167H248V168H247ZM252 167H253V165H252ZM252 167H251V168H252ZM35 168H36V169H35ZM102 168H101V169H102ZM237 168H238V169H237ZM37 169H38V170H37ZM52 169H51V171H52ZM59 169H61V168H59ZM101 169H100V170H101ZM105 169H106V170H105ZM107 169H109V170H107ZM240 169H243V172H244V173H242L243 175H242V174L240 175V173H241V171H242V170H240ZM244 169H245V170H244ZM39 170H40V171H39ZM49 170H50V169H49ZM53 170H54V169H53ZM130 170H129V171H130ZM152 170L155 171L154 169H152ZM152 170H151V171H152ZM209 170L211 171V169H209ZM239 170H240V171H239ZM47 171H48V170H47ZM57 171H58V170H57ZM59 171H60V170H59ZM59 171H58V172H59ZM101 171H102V170H101ZM101 171H99V172H101ZM106 171H107V175L105 174ZM113 171H112V172H113ZM131 171H130V172H131ZM151 171H150V172H151ZM49 172H50V171H49ZM155 172H156V171H155ZM211 172H212V171H211ZM211 172H210V173H211ZM230 172H231V173H230ZM245 172H246V173H245ZM210 173H209V174H210ZM247 173H248V174H247ZM251 173H252V171H251ZM76 174H78V173H76ZM104 174H105V175H104ZM133 174H134V173H133ZM154 174H157V176H156V175L154 176ZM211 174H213V172H212ZM221 174H220V175H221ZM244 174H245V175H244ZM37 175H38V176H37ZM44 175H45V176H43V179H40V178H39V180H44V179H45L44 177H46L47 174H44ZM129 175H128V176H129ZM249 175H250V176H249ZM158 176L160 177V179L158 178L160 181L157 180V182L159 181V182L157 183V182H156V179H157L156 177H158ZM161 176L164 178V179L162 180L163 182H161ZM242 176H243V179H242ZM246 176H247V177H246ZM28 177H27V178H28ZM107 177H109V178H107ZM139 177H140V175H139ZM213 177H214L215 180L213 179ZM220 177H221V178H220ZM248 177H249V178H248ZM27 178H26V179H27ZM41 178H42V177H41ZM98 178H99L100 180H99ZM153 178H154V179H153ZM155 178H156V179H155ZM34 179H35V180H34ZM150 179H151V178H150ZM206 179H207V180H206ZM209 179H211V180H209ZM212 179H213L214 181H213ZM221 179H222V180H221ZM39 180H38V183H39ZM131 180H132V181H131ZM136 180H137L138 182H137ZM220 180H221V181H220ZM243 180H244V182H243ZM263 180H264V177H263ZM26 181H28V180H26ZM26 181H23L24 184H27ZM31 181L29 180V182H30V184L28 183L29 185L27 184V185L24 186V188H27V187H28V189L30 188V190L28 191V189H27V190L25 189L26 192L24 191L23 196L25 195V193H27V194H28V193H29V194L31 193V196H32V197H29V195H28V197H27V194H26V196H25L26 198H25V197H23V198H25L24 200H27V199H28L29 201L27 200V201H28L27 203H28V204L30 203V204H29V205L27 204V205L33 207L34 204H35V201H36L35 197L37 196V195H36V196L34 197V195H33V194L36 192V190H35L34 188L38 185V183H37V185L34 186V188H33V186H31ZM135 181H136V182H135ZM164 181H167V182H164ZM205 181H204V183H205ZM25 182H26V183H25ZM35 182H36V183H35ZM43 182H44V181H43ZM79 182H80V184H79ZM109 182H111V184H110ZM132 182H134L135 184H133ZM217 182H216V183H217ZM221 182H222V183H221ZM227 182H228V183H227ZM247 182H248V184H247ZM44 183H45V182H44ZM112 183H113V184H112ZM116 183H117V184H116ZM127 183H128V182H127ZM130 183H131V184H130ZM204 183H203V184H204ZM225 183H226V184H225ZM249 183H250V184H249ZM263 183H264V182H263ZM69 184H70V185H69ZM69 184L67 185L68 188L66 187V191H67V194H68L69 196H74L75 194H78V191H79V193H81V192H80V189H81V188L83 189V187H81L79 190H78V188H79V185L82 184V177L79 178L78 175L74 176V177L71 179V182H69ZM104 184H108V186H110L111 188L109 187L108 190H106V191H102V190L105 188V187H103ZM118 184H119V185H118ZM140 184H143L144 186H140ZM162 184H161V185H162ZM165 184H164V185H165ZM222 184H223V185H222ZM227 184H228V185H227ZM246 184H247V185H246ZM131 185H132V186H131ZM216 185H217V184H216ZM216 185H215V186L213 185V186L217 188ZM225 185H227V186H225ZM162 186H163V185H162ZM162 186H160L159 188L155 186V187H156V188H155L156 190H155V189H152L153 193H156L160 188H161L160 190L162 191V190H163V189H162V188H163ZM229 186H231V188H229ZM236 186H237V187H236ZM248 186H249V187H250V186H253V187H250V188H249ZM263 186H264V185L261 186V189H262V190H264V187H263ZM31 187H32V188H31ZM84 187H85V186H84ZM125 187H126V189H125ZM128 187H130V188H128ZM131 187H132V188H131ZM164 187H166V188L168 189V186L165 185ZM205 187H206V186H205ZM205 187H204V189H206ZM214 187H213V189L215 190L216 188H214ZM226 187H228L229 189L227 190ZM238 187H239L240 189H239ZM246 187H248V188H246ZM262 187H263V188H262ZM144 188L146 189V188H147V185H146ZM144 188H143V190H144ZM157 188H158V190H157ZM166 188H164V192L167 191ZM84 189H85V188H84ZM84 189H83V191L81 190V191H82L81 194H83ZM124 189H125V190H124ZM131 189H132V190H131ZM133 189H134V190H133ZM165 189H166V191H165ZM224 189H225V192H224ZM230 189H231V190H230ZM232 189H235L234 193H235V196H237V197H235V196L233 195L234 193H232V191H233ZM236 189H237V190H236ZM248 189H249V190H248ZM32 190H34L35 192L32 191ZM140 190H141V191H140ZM160 190L158 191V194H159L160 196L162 195L161 198H162L163 200H159V199H158V197H160L158 194H156L158 197H157V198L155 197V198L158 199V201H160L162 207H163L162 204H164V206H165L166 203H167L166 206H168V202H167V200H166V198H168V197H167L166 195H164V194H165L164 192H162V193H164V194H162ZM218 190H216V194H218V192H219ZM229 190H230L231 192H230ZM250 190H252V191H250ZM262 190H261V191H262ZM31 191L33 192V194H32ZM76 191H77V192H76ZM96 191H97V192H96ZM144 191H146V190H144ZM149 191H151V190H148L147 192L149 193ZM152 191H151L150 193H152ZM154 191H155V192H154ZM168 191H169V190H168ZM217 191H218V192H217ZM228 191H229V192H228ZM237 191H240V194H239ZM248 191H249V192H248ZM253 191H254V194H253ZM95 192H96V194H95ZM136 192H137L138 195H137L136 193H135V194L132 193V194H134L135 197H136V195H137L136 198L139 197V198H141V200H142L143 198L147 197V199H146V198H145V199L147 200V202H149V197H148V196L150 195V193H149L148 196L146 195V196L142 197L143 195H145V194H143V191H142V194H140V195H139L138 191H136ZM147 192H145V193H147ZM208 192H206V194H208ZM223 192H224V193H223ZM227 192H228V194H227ZM241 192H243V194H242ZM250 192H251V193H250ZM97 193H98V194H97ZM153 193H152V194H153ZM160 193H161V194H160ZM213 193H214V194H213ZM225 193H226V194H225ZM236 193H237L239 196H238ZM249 193H250L252 196H254V197L252 198V197L249 195ZM262 193H263V194H262L261 196L264 195V191H263ZM35 194H36V193H35ZM91 194H90V195H91ZM126 194H129V192H127ZM130 194H129V195H130ZM167 194H169V192H167ZM212 194H213V195H212ZM241 194H242V195H241ZM97 195H98V196H97ZM153 195H154V194H153ZM163 195H164V196H163ZM92 196L90 197L89 200H92ZM95 196H96V197H95ZM154 196H155V195H154ZM165 196H166V197H165ZM204 196H205V194H204ZM209 196H211V197H209ZM244 196H245V197H244ZM249 196H250L251 198H249ZM128 197H129V203L132 202V201H133V202L136 201V200H134L135 197H133L134 199L131 198L132 195H131V197H130V196H128ZM163 197L165 198L166 201L164 200ZM241 197H242V198H243V197L245 198V199H243L244 202H245L246 200H247V201L244 203V202L242 201V198H241ZM246 197L249 198V200L251 199V200L254 201V202H252V201L250 200V201H251V204H252V205H253V204L255 205L254 208H253L252 206H251L252 208H251L250 206H248V205H251V204H250V202L248 201V199H247ZM263 197H264V196H263ZM263 197H262V198H263ZM29 198L32 199V200H33V198H34L35 200H34V201H31ZM130 198H131L132 200H130ZM139 198L137 199V201L139 202V204H138L139 206L136 205L137 203H136V204H135V203H134V204H131L132 206L129 204V205H130V209H131L134 205H136L137 207L140 208L139 211L142 210V208H141V207H142V201L145 200V199H143V200L141 201ZM213 198H212V199H213ZM231 198H232V199H231ZM168 199H169V198H168ZM214 199H213V201H214ZM24 200L22 199V202H23ZM89 200H88L89 205L92 206V205H93V201H89ZM146 200H145V202H143V204H144V203H147ZM124 201H126L125 198H124ZM137 201H136V202H137ZM162 201H163V202L165 201L166 203H165V202L162 203ZM223 201H224V200H223ZM223 201H222V202H223ZM241 201H242V203H243L244 205L241 204ZM25 202H26V201H24L23 203H25ZM33 202H34V203H33ZM90 202H92V203H90ZM126 202H127V201H126ZM126 202H124V203H126ZM133 202H132V203H133ZM211 202H208V203H211ZM216 202L214 201V202H212L211 204L216 203ZM227 202H224V203L226 204ZM255 202H256V203H255ZM23 203H21V205H20V209L23 207V206H22ZM31 203H32V205H31ZM158 203H159V202H158ZM220 203H221V201H220ZM224 203H223V204H224ZM247 203H248V204H247ZM225 204H224V209H225V206H226V205H227L228 209H229V207H232L231 205H229V204H231V203L226 204V205H225ZM245 204H247V205H245ZM27 205H26V207H25V205H24L25 208H24L23 210H25V212L27 211L26 208H27V209L29 208V209L33 210L31 207H28ZM144 205H145V204H144ZM146 205H148V203H147ZM207 205H208V204H207ZM228 205H229V206H228ZM241 205L244 206V207H241V208H244V209H241V208H240ZM254 205H253V206H254ZM256 205H257L258 208H259L261 205H262V206H261V208L257 209ZM259 205H260V206H259ZM91 206H90V209L93 208V206H92V208H91ZM166 206L164 207V210H165V208L168 209V207H166ZM187 206H188V204H187ZM189 206H190V205H189ZM189 206H188V207H189ZM247 206H248V207H247ZM134 207H135V206H134ZM134 207H133V209H134ZM137 207H136V210H138ZM143 207H146V206H143ZM208 207H211V205H210V206L208 205ZM218 207H219V206H218ZM245 207H246V208H245ZM262 207H263V208H262ZM146 208H147V207H146ZM146 208H143V209H146ZM233 208H234V206H233ZM248 208H249V209H248ZM255 208H256L257 210H256ZM29 209H28V210H29ZM124 209H125V207H124ZM167 209H166V210H167ZM189 209H190V210H189ZM209 209H210V208H209ZM218 209H219V208H218ZM226 209H227V208H226ZM228 209H227V210H228ZM245 209H246V211H245ZM254 209H255V210H254ZM261 209H262L263 211H262ZM23 210L19 212V217H21L20 214L23 213ZM31 210H29V211H27L26 213H23V214L26 215V214H28L29 212L31 213V212H32ZM134 210H135V209H134ZM136 210H135V211H136ZM216 210H217V209H216ZM229 210H231V209H229ZM229 210H228V212H229ZM247 210H248V211H247ZM251 210L253 211V213H252ZM258 210H259V212H258ZM135 211H133V212H135ZM219 211H220V210H219ZM241 211H242V212H241ZM21 212H22V213H21ZM126 212H127V213H126ZM126 212H125V210H124V211L122 212V216H125V217L128 216L127 219H125V217H124L123 220H124V221H125V220H128V221H129V222H128V221H126V222H128V223L130 224V228H129V230H131V232H132V229H135V228H132V229H131V227H132L131 224H133V225L135 224V227H136V226H138V224H139L140 226H142V225L140 224L141 222H142V224H147V225H149V223H148L147 221H151L152 223H150V225H152V224L155 223V222H156V223H158V222H159V223L163 222V220L166 219V218H164V217H166V216H167V218H169V216H168V215L165 216V214H164V212H163L164 215H162L161 218H162V219L164 218V219H163V220H162V219H159V220H162V221L160 222V221H158V219L155 220V219L153 218L154 221H155V222H153V219L151 220V218H150V220H148L149 218H148V216L146 215V212H147V211H146V210H145V211L142 210L141 213H142L143 216H142L141 220H142L143 218L145 219V218L147 217L148 219H145L146 221L143 219V220H144L145 222H147V223H145V222L143 223V220L140 221V223H137V222H139V219H140V216H141V215H139V214L137 213L138 211L134 213L135 215L138 214V215H137V216H139V218L137 217V218H138V221H135V222L133 221V222L130 223V220H131L130 217H131V215H130V217H129V214H128L129 211L126 210ZM144 212H145V213H144ZM194 212H195V211H194ZM223 212H224V211H223ZM223 212H221V213H223ZM226 212H227V211H226ZM226 212H225V214L227 215L228 212H227V213H226ZM250 212L253 214V215H251V217L248 216V215L251 214ZM262 212H263V213H262ZM123 213H124V214L126 213L127 215H123ZM141 213H140V214H141ZM143 213H144L145 215H144ZM249 213H250V214H249ZM259 213H261V214H259ZM23 214H22V215H23ZM147 214H148V212H147ZM205 214H206V213H205ZM217 214H219V213H217ZM148 215H149V214H148ZM207 215H208V214H207ZM245 215L248 217V219H247V217H246ZM261 215H262L263 217H261ZM27 216H30V215H26V216L23 217V218L21 217V218L24 220V225H25V226L27 225V223L25 224V222H27V221H25V220H27V219L30 220V218L27 217ZM180 216H181V215H180ZM180 216L177 217V215H175V216H173V218H172V216H171V218H172L171 221H174V220H175L174 218H180ZM229 216H230V215H229ZM244 216H245V217H244ZM30 217H31V216H30ZM64 217H65V218H64ZM64 217L62 216V217L60 218V219H61V220L59 221V222H61L60 225H59V224H58L59 226L56 225L57 227L60 228V229L57 228V232L55 231V236H57V240H58V242L56 243V247L61 246V245L63 244V245L61 246V248L59 247L60 250H59V248H58V251H57V248H53V247H55V245H52V243L50 242V241H53V237H54V236H51L50 234H48V233L51 231L52 227H53V228L55 227V229H56V226H52V227H51V225H52L51 223H53V222H51L52 219L49 220V219H50V218H49L48 220H49L50 222L48 221L49 223H47V222L45 223V225L47 224L48 227H49V225L51 224L50 227H49V228H51L50 231L47 230V228H48L47 225H46V226H45V225L43 226V229H45L44 231H46V232L48 231L46 234H47L48 236L50 235L49 237H51V238L49 239L48 236H46V235L44 234L45 232L43 231V232H44L43 235H45V236L48 238V240L40 239V243H39V244L41 245L40 249H42L41 251H43V252L39 251V245L37 246L38 248H36V249H37L36 252L39 251V253L37 252L38 255H36V256H39V254H41L42 256H40V257L43 258V260H42L40 257H39V258H40L42 261H44L43 263H41L42 261H41V262L39 261L41 264H68V261H67V258L69 259V254H68V253L71 252V248H72V247H70V245H71V244H72V245L74 244V243H72L73 241H75V243H77L76 240H73V239H76V236H77V234H76V230H70V233L73 231V232L71 233V235H70V234H69V229H71L72 227H74V225H76V222L74 221L75 223H73V220H75V219L73 218V216H69V215H68V216H64ZM69 217H71V218H69ZM150 217H151V216H150ZM185 217H187V216H185ZM185 217L182 216V218H185ZM190 217H191V218H190ZM203 217H204V216H202V218H203ZM206 217H207V218L209 217V218L207 219L208 222H207V223L205 224V226H204L203 223H205V222L207 221V220H206ZM215 217H217V218H215ZM24 218H25V219H24ZM26 218H27V219H26ZM51 218H52V216H51ZM68 218H69V219H68ZM121 218H122V217H121ZM155 218H156V217H155ZM182 218H181V219H182ZM212 218H213V217H212ZM212 218H210L211 221L214 220V219H212ZM243 218H244L245 220H246V219H247V220L245 221ZM250 218H251L253 221H252V220H249ZM11 219H12V218H11ZM67 219H68L69 221H68ZM70 219H71V220H70ZM110 219H112V217H111V218L109 217V219H107V221L109 220V221L107 222V224H110ZM169 219H170V218H169ZM169 219H168V220H169ZM192 219H193V220H192ZM230 219L232 220V218H230ZM234 219H235V218H233V220H232V221H229V222L232 223V222L234 221ZM29 220H28V221H29ZM63 220H64V221H63ZM123 220H122V222H123ZM168 220L166 219L165 222H166V221L169 222ZM176 220H177V219H176ZM195 220H196V221H195ZM235 220H236V219H235ZM248 220H249V221H248ZM11 221H12V220H11ZM13 221H14V220H13ZM13 221H12V222H9V224L12 223L11 225H13ZM62 221H63V222H62ZM178 221H180V222H177V224H178V223H179V225H180V224H184V223L182 222V221H184L183 219H182V221H181L180 219H179ZM194 221L196 222V224H195ZM211 221H210V222H211ZM217 221H214V222L217 223ZM236 221H237V220H236ZM236 221H235V222H236ZM67 222H68V223H67ZM167 222H166V223H167ZM175 222H176V221H175ZM181 222H182V223H181ZM221 222H222V223H221ZM235 222H233V223H235ZM71 223H72L73 225H72ZM128 223H126L125 225H128ZM156 223H155V224H156ZM166 223H165V224H166ZM191 223H192L193 225H192ZM231 223H230L229 225L233 226ZM245 223H244V224H245ZM61 224H64V225H66V226L63 227V225H61ZM67 224H68V225H67ZM161 224H162V223H161ZM161 224H160V226H161ZM163 224H164V223H163ZM163 224H162V225H163ZM167 224H168V223H167ZM167 224H166V226H167L168 229H169V228H170V227H169L170 225L168 226ZM217 224H218V223H217ZM227 224H228V223H227ZM249 224H250V223H249ZM249 224H248V225H249ZM11 225H8V226H9L8 229H10V230L12 229V231L7 230V232L10 231V232L8 233L9 236H11L10 234L13 232V227H11ZM147 225H146V227H147ZM150 225H149V226H150ZM189 225H188V226H189ZM70 226H72V227H70ZM107 226H108V225H107ZM109 226H110V225H109ZM109 226H108V227H109ZM128 226H129V225H128ZM251 226H252L253 230H255V231H254L255 233L258 232V233L256 234V235H257V238H256V235H255V234L253 235L254 237L252 236V238H253L254 240L251 238V232H252V234L254 233V232L252 231V229L250 230ZM61 227H63V228H61ZM66 227H67V229H68V228H69V229L67 230ZM75 227H76V226H75ZM122 227H124V226H122ZM133 227H134V226H133ZM163 227H165V225H164ZM167 227H165V230L167 229ZM181 227H182V225L178 226L177 229H179V228H181ZM183 227H182V229H179V230H177V231H178V232L181 231V230L183 231V230H184ZM190 227H189L188 230H186V231L184 230V231H185V232H184L185 235H188V234H189L188 231L190 232V231L193 230V229L195 230V232H197V231H196L197 229H195V228H191V229H190ZM205 227H206V228H205ZM211 227H213L215 230H213V228H211ZM227 227H228V228H227ZM119 228H121V227H119ZM126 228H127V227H126ZM126 228H125V229H126ZM139 228H140V227H139ZM139 228H137V230H138ZM161 228H162V226H161ZM161 228H160V229H161ZM186 228H185V229H186ZM196 228H197V226H196ZM222 228H225V229L227 228V229L225 230V229H222ZM231 228H232V227H231ZM55 229H52L53 232H52L51 234L54 235V230H55ZM58 229H59V231H62V232L59 233ZM61 229H62V230H61ZM72 229H74V228H72ZM75 229H76V228H75ZM127 229H128V228H127ZM143 229H144V231L146 230L145 227H143ZM168 229H167V230H168ZM202 229L200 228L201 231H203ZM211 229H212V230H211ZM119 230H120V229H118V232H119ZM140 230L143 231L142 229H140ZM147 230H148V229H147ZM147 230H146V231H147ZM158 230H159V228H158ZM163 230H164V228H162L161 230H159V231H158V234H155V235L153 234V231L156 232V231H157L156 229H155V230L153 229V231L149 229L148 232H144V233H145V234H146V233L148 234V233L150 232V233H152V234L149 233L150 236L153 237V235H154L155 237H154L153 239H157L158 237H156V236H157V235L160 236V234H161L160 232L163 231ZM200 230H199V226H198V231H200ZM222 230H224V231H222ZM20 231H21V230H20ZM121 231L123 232L124 230L121 229V230H120V233H121ZM125 231H126V230H125ZM151 231H152V232H151ZM177 231H176V232H177ZM182 231L179 232V234H180V233L182 234V233H183ZM63 232H64V234H63ZM134 232H136V229L134 230ZM134 232H132V233H133V236H134V234H135ZM138 232H139V230L136 232V235H135V236H137V233H138ZM163 232L166 234L165 231H163ZM178 232H177V233H178ZM193 232H194V231H191L189 235H192ZM195 232H194V233H195ZM22 233H23L22 231L19 232V230H18L17 234H19V235H17V236L20 237V235H22ZM65 233H67V234H65ZM123 233H125V235H126V232H123ZM132 233H130V234H132ZM140 233H141V235H142V232H140ZM159 233H160V234H159ZM184 233H183V234H184ZM187 233H188V234H187ZM213 233H214L215 235H214ZM216 233L219 234V237H218V235L216 236ZM8 234H7V236H8ZM12 234H13V233H12ZM60 234H62V235H60ZM72 234H73V235H72ZM74 234H76V236H75ZM145 234H143V235H145ZM147 234H146V238H147V236H148ZM179 234H178V235H179ZM181 234L179 235V236H180V241L183 242V240L181 239V236H183V239H184V237H186V236H184L183 234L181 235ZM196 234L198 235V233H196ZM58 235H60V237H61L60 240H64V241H65V239H66V240H67V239L70 240V239H71V236H73V237H75V238L72 237L73 239H72V241L69 242V243H68L67 241H65V242L63 241L65 244H64V243L61 244L60 241H59V239H58V238H59ZM63 235H65V239H62V238H64ZM68 235H69V236H68ZM118 235H119V233L117 234V236H118ZM121 235H122V233H121L119 236L121 237ZM127 235H128V234H127ZM143 235H142V236H143ZM161 235H164V234L162 233ZM197 235L194 234L193 236H195L196 239H199L201 236L199 235V236L197 237ZM259 235H260V236H259ZM45 236H44V237H45ZM117 236H116V237H117ZM133 236H132V237H133ZM135 236H134V238H135ZM138 236H139V235H138ZM138 236H137V239H139V238L141 237V236H140V237L138 238ZM165 236H166V235H165ZM193 236L190 237L191 240H192L193 238H195V237H193ZM213 236H214V237H213ZM258 236L260 237V240H258V239H259ZM261 236H262L263 238H262ZM42 237H43V236H42ZM66 237H67V238H66ZM129 237H131V236H129ZM132 237H131V238H132ZM144 237H145V236H144ZM161 237H162V236H161ZM187 237H188V236H187ZM187 237H186V239L188 240V243H189L190 245H192V244H193L192 241L190 242V239L187 238ZM217 237H218V238H217ZM226 237H225V238H226ZM248 237H249V238H248ZM117 238L120 239L119 237H117ZM121 238L123 239V237H121ZM125 238H126V236H125ZM125 238H124V240H125ZM131 238H130V239H131ZM142 238H143V237H142ZM142 238H140V241H144V242H143L144 244H142L141 242H139V243H140V246H139V245H138L139 243L137 244V239L135 238L136 241L134 240V241H135V242H134V243H135L134 245L137 244L138 247H140V250H138V248H137V250H138L139 252L142 250V251H141L142 253H141V252H140V253H141L142 256H143V254H144L143 252L146 251L147 248H149V250H150V247H152L153 244H151L152 246L150 245L149 247H147L146 249H144V248L141 247V246H143V245H144V246H148L149 243H148V241H147L148 238H147L146 240H144V238H143V240H142ZM177 238H178V236H177ZM201 238H202V237H201ZM201 238H200V239H201ZM214 238H216V239H214ZM246 238H247V239H246ZM261 238H262V239H261ZM20 239H21V238H20ZM122 239H120V240H122ZM128 239H129V238H128V236H127L126 241H129ZM132 239H133V238H132ZM162 239H164V237H163ZM165 239H167V237H166ZM165 239H164L163 241H165ZM186 239H185V240H186ZM196 239H194V241H195ZM200 239H199V241H200ZM244 239H243V240H244ZM69 240H68V241H69ZM115 240H116V241H115ZM124 240H122V241H120V242H123ZM159 240H160V237H159L158 240H154V241L159 242ZM167 240H168V239H167ZM167 240H166V241H167ZM177 240H178V239H177ZM215 240H216V243H215ZM255 240H257V241H255ZM42 241H43V242H42ZM145 241H146L147 243H146ZM178 241H179V240H178ZM178 241H177V242H178ZM199 241L197 240L196 242L198 243ZM201 241H200V242H201ZM204 241H207V243L204 242ZM229 241H231V242H229ZM253 241H254V242H253ZM48 242H50V243H48ZM61 242H62V241H61ZM118 242H119V241H118ZM118 242H117V239H114L113 245H111V247H109L110 251H111V252L113 251V252L116 254V257H117L118 263H119V261H120V263L123 262L125 259L128 260V261L125 260V262H124L125 264H140V263H143V264H145V263H146V264H150V263L155 264V263H156V262H154V261H153V262L149 261V263H147L146 260H145V262H142L145 258H144V256H143V258H142V256L140 255V253H139L138 251H136L135 248H136L137 246L134 248V246L132 245L133 243H131V245H132L133 247H132V246L130 247V245H129V246H127V247H128V248H127L126 245H127L128 242H125V241H124V242L126 243V245L123 244V243H120V244H121V245L123 244V246H122L123 249L126 247V248L124 249L125 251H127L126 254H127V255L130 254V255L128 256V257H130V259H128L127 255H125V256L127 257V258H126V257L124 256V254L122 253L124 250H123V251L121 250V252H120V250L118 251L119 248H118V246L116 247V244H117V245L119 244ZM130 242H131V240L129 241V244H130ZM182 242H181V243H182ZM196 242H194V244H197ZM200 242L198 243L197 247H198L199 245H201ZM218 242H219V243H218ZM228 242H229L230 244H229ZM44 243H45L48 247L50 246V248H51V245H52V248H53L54 250H52V248H51V251H50V252H51V254H53L54 256H50L51 254H50L49 256H46V255L49 254V253H48V254L46 253V252L49 250V248H48L47 246H45ZM59 243H60V245H57V244H59ZM66 243H68L69 246H68V244L66 245ZM70 243H71V244H70ZM150 243H151V242H150ZM153 243H154V242H153ZM165 243H167V242H165ZM178 243H180V242H178ZM183 243H184V245H185L184 247H186V244H185L186 242H183ZM183 243H182V245L180 244L181 247H179V248H182L181 251H182L183 253H182V254L179 253V254L181 255V257H180V255H179L180 258L178 257L179 260H176V261H177L176 264H178V263H179V264H184V263L186 264V262H188L189 259L192 260V261H189L190 264H197V260H196V259H198V258H196V257H197V255H198L199 258H201V256H200L201 254H202V258H203V260L200 259L201 262H200L199 260H198V262H199V264H204L205 259H207V257H204L203 253H202L199 249H198V250L200 251V254H198V252H196L197 249H196V251L194 250L193 252H191V250H192V249H191L192 246H193V249H195L196 247H194V246H196V245L193 244V245L190 246V247L187 246L186 249H187L188 247H189V248H188L187 250L185 249V251H184V250H183V249H184V247H183ZM188 243H187V245H189ZM204 243H206L205 246H204ZM48 244H49V245H48ZM120 244H119V246H121ZM215 244H217V245H215ZM244 244H245V242H244ZM246 244H245V245H246ZM42 245H44V246H42ZM124 245H125V246H124ZM154 245H155V244H154ZM206 245H207V246H206ZM65 246H66V248H65ZM74 246H76V244L73 245V247H74ZM217 246L220 247V248H217ZM18 247L20 248L21 246L19 245ZM18 247L16 248L15 251L11 252V255H13L14 257L19 255V254H17V252H16V251H19V252H20V250H19ZM43 247H46V248H48V249L43 248ZM67 247H68V249H67ZM69 247H70V248H69ZM113 247H114V248H113ZM122 247H120V248H122ZM129 247H130L131 250H135V251H133V252L136 253V254L138 255V258H141L142 260H141V259H137V258H135V256L132 255V254H134V253L129 249ZM207 247H208V248H207ZM262 247H263V248H262ZM111 248H112V249H111ZM116 248H118V249H116ZM141 248H142V249H141ZM216 248H217V249H216ZM20 249H21V248H20ZM45 249H46V250H45ZM66 249H67L68 251H67ZM69 249H70V251H69ZM72 249H73V250H72V253H73L74 248H72ZM109 249H108V250H109ZM115 249L118 251V254L120 255V253H121V255H123V256L125 257V259H124L122 256H121V257L118 256L117 253H116L117 251H116ZM143 249H144V250H143ZM152 249H153V248H152ZM152 249H151V250H152ZM189 249H190V251H189ZM218 249H220V250H218ZM228 249H227V250H228ZM55 250H56L57 252H54ZM108 250H107V251H108ZM128 250H129L130 252H129ZM151 250H150V251H151ZM253 250H254V251H253ZM44 251H45V252H44ZM52 251H53V252H52ZM66 251H67V254H65ZM152 251H153V250H152ZM216 251H217V252H216ZM231 251H232V252H231ZM258 251H257V252H258ZM19 252H18V253H19ZM36 252H35V253H36ZM48 252H49V251H48ZM79 252H80V251H79ZM108 252H109V251H108ZM111 252H109L110 254H108V256H109V257H108V261H104V262H103V261H102L103 259H102V260H101L102 263H100V264H103V263H104V264H111V263H112V260L114 259V257H112V256H113V255L115 256V254H114L113 252H112V253H111ZM119 252H120V253H119ZM131 252H132V253H131ZM137 252H138V253H137ZM146 252H148V251H146ZM178 252H179V249H178ZM187 252H190V254L195 252V254H197V255L192 254V255H194L193 257L196 256V257L194 258L195 260L192 259L193 257H192V258H188V253H187ZM253 252H254V253H253ZM259 252H260V251H259ZM259 252H258V253H259ZM1 253H2V252H1ZM3 253H4V251H3ZM3 253H2V255H4V256H2V257L11 256L10 253H9V255H8V254H3ZM13 253H14L15 255H14ZM72 253H71V254H72ZM148 253H149V252H148ZM167 253H168V252H167ZM185 253L187 254V256H186ZM210 253H211V254H210ZM216 253H217L218 255H216ZM258 253L256 254V256H258V257L260 258V261H259L258 264H264V260H263V258H264V257H263V256H264V252H263V254H261V255H258ZM16 254H17V255H16ZM136 254H135V255H136ZM168 254H169V253H168ZM171 254H173V253H171ZM171 254H170V255H171ZM183 254H184V255H183ZM207 254H208V255H207ZM259 254H260V253H259ZM34 255H35V254H34ZM145 255H146V253H145ZM182 255H183V256H182ZM209 255H210V256H213V257H210ZM36 256L34 257L33 260H34V261L36 260V262H37V261L39 260V258H36ZM45 256H46V258H45V260H44V257H45ZM67 256H68V257H67ZM70 256H71V255H70ZM79 256H80V258L85 259V258H83L84 256H82L81 252L79 253ZM81 256H82V257H81ZM110 256L112 257V259H111ZM140 256H141V257H140ZM146 256H147L146 259L149 260L150 258H148V254H147ZM164 256H165V254H164ZM184 256H185V257H184ZM225 256H224L222 259H226ZM65 257H66V258H65ZM118 257L121 258V260H120ZM133 257H134L135 260H136V259L138 260V261L136 260L137 263H136V261L133 259ZM136 257H137V256H136ZM176 257H177V256H176ZM183 257H184V258L187 257L188 260L186 259L187 261H185V260L182 261V260L184 259ZM190 257H191V255H190ZM228 257H232V258H228ZM237 257H236V258H237ZM258 257H255V260H256V258H258ZM261 257H263V258H261ZM16 258H17V257H16ZM122 258H123V261H122ZM182 258H183V259H182ZM204 258H205V259H204ZM259 258H258V259H259ZM176 259H177V258H176ZM181 259H182V260H181ZM209 259H207L208 262H206V264H208V263H211V264H212V262H210ZM228 259H229V260H228ZM239 259H240L241 261H240V263H237V262L239 261ZM258 259H257V261H258ZM109 260H110V261H109ZM129 260H130V261H129ZM65 261H66V262H65ZM76 261H78V263H75V264H85V262H86V261L84 260V262L81 263V262H79V259L76 260ZM80 261H81V259H80ZM101 261H100V262H101ZM140 261H141V262H140ZM181 261H182V263H180ZM193 261H195L196 263H194ZM217 261H216V262H217ZM250 261H248V262H250ZM262 261H263V262H262ZM110 262H111V263H110ZM113 262H114V263L116 262V264H118L116 260H114ZM126 262H128V263H126ZM192 262H193V263H192ZM202 262H203V263H202ZM213 262H214V261H213ZM228 262H227V263H228ZM248 262H247V263H248ZM260 262H261V263H260ZM40 263H38V264H40ZM114 263H113V264H114ZM124 263H121V264H124ZM162 263H163V261H162ZM214 263H215V262H214ZM222 263H221V264H222ZM227 263L225 262L224 264H227ZM231 263H232V262H231ZM231 263H230V264H231ZM235 263H233V264H235ZM156 264H159V263H156ZM160 264H161V263H160ZM187 264H189V263H187ZM216 264H218V263H216ZM228 264H229V263H228ZM250 264H251V263H250Z\"/></svg>",
  "mask_w": 264,
  "mask_h": 264
}]
</instances>
